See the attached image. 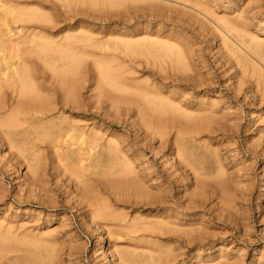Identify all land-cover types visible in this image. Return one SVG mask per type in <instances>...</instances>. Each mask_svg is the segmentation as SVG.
Returning <instances> with one entry per match:
<instances>
[{"label": "rangeland", "instance_id": "374dc122", "mask_svg": "<svg viewBox=\"0 0 264 264\" xmlns=\"http://www.w3.org/2000/svg\"><path fill=\"white\" fill-rule=\"evenodd\" d=\"M29 1H32V4H33L34 0H25V1L22 0V2H24V3H21V0H19L18 2H20V4L16 3V1H15V5L19 8L25 7L27 9L29 8V9H35V10L40 11L41 13H43V15L45 14L44 15L45 17H47L48 19H51V22H49V21L48 22H42L43 26L44 27H46V26L53 27L50 30L51 33L46 28L44 30V27L43 28L37 27L36 31H40V33H42V34L44 33L43 35L50 36V37L54 36V34H55L54 37L58 41H61V39L63 38L62 33L63 34L66 33V34H64L65 36L70 35V36L74 37L73 47L75 46L70 51H66V52L55 51L54 53H51V54L49 53L47 56L38 57V58L35 55L37 60H42V61H35V64L34 63L32 64V62H33L32 60H34V58H35L34 55L27 57L26 62L29 61V59H30L29 62H31V64L34 65L35 67H38L35 69L34 66H32L30 63L28 65H31V66H28L26 63L27 67L28 68L30 67L29 70H31V72L33 70L36 73L35 74L34 72H32V74H34V75H32L33 76L32 81L35 78H36V81H38L37 78H40V77L43 78V79H41V81L44 80V78L47 79L48 76L46 75L45 70H47V72L50 71L49 74H51L52 68H50V67L47 68L44 61L46 62V64L53 62L54 64L57 65V68L59 70L62 69L63 67L68 68L69 69V71H68L69 76L71 75L70 77H72L73 80H80L81 78H84L86 81L88 80L87 83L84 82L85 80H83V82L81 80L78 81V84H79V82H80V84H79V86L76 87V91H77L78 95H80L82 98H84L86 100L85 102H87V104L85 102L83 103L84 106L86 104L85 111L83 109L84 106L82 105L83 107L81 106L82 109L80 110L81 113H78V114L71 113L69 111H64L65 114L64 113L59 114L58 112L54 111L56 113L54 114V112H53V115L49 116L42 124H41V122L39 123V122L35 121L32 123H27V126H25V124H26L25 123L22 126L25 127L26 133L22 132L19 129L21 127H16L14 129V128L8 126L10 124L9 122H11L10 119H12V118H10V116H8L9 110L8 109H7L8 111L7 110L4 111V109L0 110V134L2 132L4 133L3 135L2 134L0 135V139H1V141H0V226H1L0 227V237L1 238L5 237L4 239H0V255H1L0 256V264H40V263L41 264H106V263L107 264H117V261L120 262L119 264H121V263H124L123 262V255H125V254H127L133 260V262H131L132 264H150V263L151 264H154V263L155 264H157V263L158 264H160V263L161 264H172V263L173 264H178V263L179 264H181V263L182 264H194L195 263L194 261H196L195 264H205V263L206 264H225V262H226V264H231V263L232 264L233 263L234 264H264V125H263L264 124V75H263V73H264V67H263L264 66V56H263L264 55V51H263L264 50V0H254V1H252V0H207V1L206 0H201V1L200 0H198V1L197 0L196 1H194V0H188V1H186V0H182V1L181 0H175V1L174 0H172V1L171 0L170 1L169 0H152L153 2L150 0H77V1L71 0L72 1L71 3H70V0H67V1H69V3H65V4H67L68 7H66V5H64V1L66 2V0H57V1L55 0L56 2L54 0H41V2H38V1L36 2V0H35L34 3L35 4L37 3L38 5L40 4L42 6V9L41 8L39 9L40 5L34 6V4H33V6H34L33 7L32 5H30L28 3ZM107 1H108V3H106ZM120 1H122V2H120ZM123 1H125V2H123ZM180 1H181V3H179ZM53 2H54V4H53ZM57 2L60 3V5ZM43 3L46 5H44ZM62 3H63V5H62ZM25 4H28L30 6L25 5ZM203 4H205V5H203ZM61 5H62V7L60 8ZM189 5H191V6H189ZM50 6L51 7L53 6L54 10ZM64 6L66 7V9H64L65 8ZM183 6H185V7H183ZM36 7H38V8H36ZM45 7H48L45 9L46 11L43 10V8H45ZM48 9L50 10L51 13L52 12L53 13L50 14ZM51 9L53 11H51ZM62 9H63V11H62ZM207 9H210V10H207ZM66 10H67V12H66ZM208 11H210V12L208 13ZM46 12H47V14H46ZM66 17H68V19H66ZM201 17H203V18H201ZM228 17H230V18H228ZM55 19H56V21H55ZM208 20H210V21H208ZM59 21L60 22L62 21V22L60 23ZM231 21L238 23L239 26L236 23L231 22ZM72 23H73V25H72ZM42 24H41V26H42ZM59 24L61 27L59 26ZM77 25H79V26H77ZM230 25H232V26L230 27ZM55 26L58 27L59 29H57ZM73 26H75L74 29L77 27V30L73 31L72 30ZM81 26L84 28V30L81 29L82 28ZM70 27H71V30H70ZM78 27H79V30H78ZM245 27H247V28H245ZM67 28H69V29H67ZM217 28L221 32L219 30H217ZM66 29H67V31H66ZM221 29H223V30H221ZM89 30H90V32H89ZM45 32H46V34H45ZM124 32L126 34H128L127 36H129V37H127ZM58 33H61V34H58ZM218 33H220V34H218ZM91 34H92V36H91ZM120 34H121V36H120ZM137 34L140 36H138ZM130 35H132L133 37ZM142 35H143V37H142ZM251 35L253 38H251ZM58 36L61 38H59ZM135 36H136V38H135ZM154 36H156V37H154ZM160 36H161V38H160ZM166 36H168V37H166ZM140 37H141V40H140ZM153 37L155 38V40ZM174 37H176L178 40ZM157 38H159V41H162V40H164V41L160 43ZM164 38H168L169 41H174V40L175 41L172 45V42H169L168 39H164ZM170 38H171V40H170ZM89 39H94L96 41H92V43H91V40H89ZM98 39H99V41H97ZM156 39H157V42H156ZM248 39H251V40H249L250 42L248 41ZM100 40H101V42H100ZM166 40H167V43L169 42L170 44L168 43L166 45L165 44ZM184 40H186V41H184ZM178 41L182 45L178 44ZM246 41H247V43H246ZM158 43H160V45ZM162 44H164L165 46ZM176 44L179 45V47L182 49V51L185 49V51H186L185 53L187 55L184 52L182 54V51L180 50V48L178 46H176ZM256 44L259 46H257ZM171 45H172V47H171ZM99 46H101V47H99ZM181 46L182 47L184 46V47L182 48ZM82 48H84V49H82ZM155 48L157 49V51ZM169 48H172V49H169ZM188 49H189V51H188ZM77 50H79L80 52ZM174 50H175V52L182 54L181 56L183 57V59L185 58L184 59L185 62L182 59L183 60L182 61L183 62V64H182L183 68L177 66V68H179V69H176L175 68L176 65L173 66L174 65L173 57L175 56ZM92 51L94 53H92ZM133 51L135 54L133 53ZM76 52H77V54H76ZM83 52L90 54V55H87ZM88 52H90V53H88ZM99 52L104 53V54H107V52H109L110 58L108 56H104V54L99 55ZM113 52H114V55H112V58H111V54H113ZM129 52H130V54H132V53L133 54L129 55ZM189 52H191L190 53L191 56H190ZM224 52H226V53H224ZM227 52H228V54H227ZM261 52H263V53H261ZM121 53H122V55H121ZM136 53L140 56H138ZM168 53H169V55H168ZM83 54L86 56H84ZM93 54H95V55L93 56ZM115 54H116V56H115ZM147 54H149V55H147ZM225 54H227V55L225 56ZM259 54H260V56H259ZM118 55L120 56V58H123V61L125 60L124 63H122L123 67L120 64V62H123V61L119 58ZM128 55L130 58L128 57ZM184 55H186V56H184ZM74 56H76V57L74 58ZM99 56L104 57V58L103 59L99 58ZM227 56L231 57L232 62L230 60V57H227ZM30 57H32L33 59ZM77 57H79V58H77ZM116 57H118L119 59ZM157 57H158V59H156ZM161 57L164 59H162ZM42 58L44 59V61ZM70 58H72V59H70ZM115 58H116L117 63H115L116 62L114 60ZM186 58H188V60L190 58V60H189L190 62H188V60ZM254 58H256L257 60ZM262 58H263V60H262ZM89 59H92V62ZM131 59H132V61H130ZM135 59L137 61L144 60V59L146 61L148 59L147 61H149V62L146 61L147 62L146 63V62L140 61L143 63L137 62L135 65V63H133V62H136ZM150 59H151V61H154L153 66L151 65L153 63H151ZM47 60H49V62ZM103 60H105L106 62ZM112 60H113V63H112ZM157 60L159 61V63L161 65L162 64H164V65L158 66ZM108 61H109V63H108ZM168 61L172 67V70L170 69L171 67H170ZM89 62L92 64H90ZM164 62H166V63H164ZM186 62L188 63V66L193 64L192 67L191 66H190L191 68L187 67V65L185 64ZM235 62L237 63V65L234 64ZM40 63H42V64H40ZM81 63L84 64L82 67H81V65H82ZM149 63H150V66L148 65ZM76 64H77V66H75ZM96 64H98L99 68L97 67ZM119 64H120V66H119ZM129 64L131 67L129 66ZM140 64H141V66L139 67ZM231 64H233V65H231ZM41 65L42 66L45 65L46 67L44 66V68H43ZM103 65L111 67L112 70L114 69L113 70L114 73H116L115 70H117L116 80H118V81L124 80L122 85H123V88L125 87L123 89V91L125 93L123 91H120V90H118L119 92L116 91L113 88V86L111 85V83L106 79V77H104V75L102 74V71H101ZM113 65L115 67H116V65H118V66L115 69V67ZM137 65H138V67H137ZM155 65L158 66V68L154 67ZM142 66H143V68H142ZM164 66H166L165 67L166 70L169 69V71L172 74L168 71H164ZM41 67H42V69H41ZM79 67L83 68V70H86L87 73H85L84 71L82 72L81 68L78 69ZM128 67H129V69H128ZM147 67H149V68H147ZM173 67L176 70H174ZM91 68L92 69L95 68L97 70L94 69L92 71ZM119 68H123V69H121L122 71L123 70L126 71V68H127V70H129L130 73H128V71H126V73H128V74H126L125 71H123L124 73H121L120 72L121 70H118ZM133 68L136 69L135 71H137L138 73L141 69L142 70L140 71L139 74L137 72L133 73L132 72ZM153 68H156L157 70L153 69ZM159 68L161 70H158ZM192 68H194V69H192ZM37 69H39V70H37ZM77 69H78V71H77ZM237 69H238V72H235ZM40 70H41V73H38V72H40ZM42 70H44V72ZM71 70H73V71H71ZM154 70H156L157 72L158 71H160V72L157 73ZM173 70H174V72H172ZM181 70H183V73ZM191 70H193V71H191ZM79 71L82 74L85 73L84 76L81 73H77ZM94 71L95 72L97 71L98 73L97 72L95 73ZM179 71H180V73H179ZM42 72L45 75H42ZM163 72L165 73L164 75H163ZM239 72H240V75H236V74H239ZM248 72H250V73H248ZM70 73H73V76ZM136 73L138 76L141 75V77L144 74V76L142 77L143 79L141 77H140V80L136 79L137 78L136 77L137 75L135 76ZM146 73L148 75L150 73V75L148 76L149 78H146L147 77ZM151 73H152V75H151ZM176 73H177L178 78L176 76ZM199 73H200V76L197 75ZM77 74H80L83 77H81L79 75H78L79 76L78 77V76H76ZM94 74L96 76H97V74H98V76L100 75L99 76L100 78L97 77L98 81L96 78L94 79V76H95ZM243 74H245V75L243 76ZM128 75L130 77H132V76L136 77L133 80L134 82L131 81L133 79V77L131 79L130 77H128ZM166 75L169 77L167 78ZM179 75L180 76L182 75V76L180 77ZM235 75L238 77H236ZM241 75L244 78L246 76V78L244 79ZM91 76L95 80V83H94V80L91 79ZM123 76H126V78H129V80ZM150 76H154V77L150 78ZM194 76L197 79L193 78V80H192L193 82H191L190 77L192 78ZM253 76L255 77L254 79H253ZM199 77H202V79ZM102 78H104V79H102ZM165 78H167V79H165ZM198 78H199V80H198ZM100 79H102L101 82H100ZM149 79H150V81H148ZM185 79H186V81H185ZM208 79L212 82H210ZM92 80H93V82H92ZM126 80L128 81L127 84L130 83V81H131V87L130 88H129L130 84L128 86L125 85ZM151 80H153V81H151ZM195 80H197L199 82H197V84H196ZM242 80H245V81L243 82ZM36 81H33V82L37 83ZM39 81H38V83H39ZM102 81H105V82H102ZM204 81H207V82H204ZM89 82H90V86H87V85H89ZM135 82L138 85L137 87H134L136 85ZM154 82H156V83H154ZM157 82H158V85H157ZM160 83H162V84H160ZM252 83H254V84H252ZM102 84H104V85H102ZM106 84H109V85H106ZM151 84H152V86H147V85H151ZM153 84H155L157 87ZM168 84H170V85H168ZM178 84H179V86H178ZM250 84H251V86H249ZM261 84H262L263 88H262ZM175 85L177 86V88ZM182 85H183V87H182ZM199 85H201V86H199ZM85 86H87L88 88H86ZM141 86H144V89H142L143 87L141 88ZM160 86H162V87H160ZM97 87L99 90L97 89ZM132 87H134V88H132ZM139 87H140V89H139ZM78 88H79V90H77ZM89 88H90V90H89ZM107 88H108V90H107ZM126 88H128V89H126ZM135 88H137L138 90H141V91H137ZM159 88L161 91L159 90ZM167 88H171V89L169 90ZM187 88H189L190 90ZM130 89H132V90L135 89L133 92L135 93V91H136L138 93V94L135 93L138 96V97L136 96L137 98L135 97V94L133 92H131L132 90L130 91ZM165 89H166V91H165ZM185 89H186V91H185ZM0 90H2V89H0ZM5 90H6V86H5V89L3 88V90H2L3 92L1 91L2 94L0 93V95H1L0 99L1 100L6 99V98H4V96L7 98L10 97V98H8L10 100L6 101L7 100L6 99L3 102L6 105H8L10 102L13 104L16 101L15 100L16 96L14 95L15 93L13 94V92L10 89H7L6 91L7 92L9 91V92L6 93V92H4ZM105 90H107V93L108 92L110 93L111 91H113L112 92L113 97L110 96L111 94L109 95V93H108V95H106ZM145 90H148V92L149 91L152 92L151 93L152 95L150 94V92H149V94H147L148 92ZM176 90H179V92L185 91L184 95H183V93L181 94ZM187 90H189V91H187ZM48 91H50V90H48ZM48 91H47V93H48ZM252 91H254L255 93H253ZM51 92H53V91L51 90ZM51 92H49L50 95L53 94ZM186 92L192 93V94H189V96H190L189 99L187 97L188 94H186ZM97 93H100L99 95H100V97H102V99L104 98L103 99L104 100V103H103L104 107H106V105H107L106 108H108V110H107L106 108L103 107V104H102V107L104 110V111L102 110L104 112L103 115H106V117L102 116L103 117L102 120H98V118L92 114L95 111V110H93L94 98H92V97L94 95L97 96L98 95ZM101 93L102 94L104 93L106 96L102 95ZM131 93H133V94H131ZM156 93H159V95H161V93H163L164 95L162 94V97H160ZM169 93L172 95V99L174 101L172 99H169V98H171V95H169ZM3 94H4V96H2ZM124 94L128 95V96L132 95L135 97V99H142L139 101L141 102V105H143V106L145 105V107H147V103L151 102V104L155 103V106H157L158 108H164V109L169 110L170 113H168V111H167V114L162 115V117H163L162 119L164 120L165 118L174 117L175 120H177L179 122L178 123V129L181 128L180 130L184 131V133L181 134V135H183V137H181V139L176 138L177 140L174 137H171L172 134H173L172 136L175 135L174 134L175 130L172 129L171 130L172 133H171V131H169L170 132L169 134L167 132V134H165L166 138H163L161 141L158 139L159 138L158 135L157 136L155 135V137L149 136V139H150V137L155 138V139L157 138L156 140L151 139L149 141L148 136L147 137L145 136L143 129L141 130V128H138V126L137 127H136V125L132 126V124L130 126V124H129L130 123L129 119H131V120L137 119L138 120L139 116L141 115V114L138 115L137 111L133 112L134 110H136V105H134V104L131 105L132 103L126 104L128 107H131V110H130L129 115H128L129 117L127 115L125 116V118H127V117L129 118V119L127 118L128 121L126 122V124H123V125L122 124H116L117 120H111L112 118L116 119V117L115 118L113 117L115 115H112L114 113V110H113L114 107H112L114 104L111 106V100H115V101L119 100V99L122 100V99H124V97H126ZM129 94H131V95H129ZM155 94L157 96H153ZM167 94H168V96H167ZM260 94L262 95V97H260L261 96ZM84 95H85V97H84ZM119 95L124 96V97H120ZM149 95H150V97H149ZM199 95L202 96V97L201 96L200 97L202 98L203 102L200 101L201 98L198 97ZM207 95H209V97ZM56 96H59V95H56ZM179 96H180V98H179ZM182 96L184 98H182ZM192 96H194V97H192ZM203 96H205V97H203ZM145 97H146V100H145ZM130 98H132V97H130ZM130 98L128 97V99H130ZM159 98H161L164 101H162ZM166 98H167V100H165ZM174 98L175 99L177 98L176 99L177 101H175ZM195 98H196V100H195ZM207 98H209V102H208ZM125 99L127 100V98H125ZM205 99L208 103L207 106H206L207 103L206 104L204 103V102H206ZM12 100H15V101L13 102ZM144 100L146 103L144 102ZM190 100L192 102H190ZM108 101H110V102L108 103ZM211 101H213V103ZM7 102H9V103H7ZM177 102L180 105H182V106L184 105V106L183 107L181 106L182 108L179 107L180 105H178ZM105 103H108L110 105L108 106V104H105ZM157 103L158 104L160 103L159 104L160 106ZM195 103L197 104V106ZM202 103H203V106L206 108V110H204L205 108L202 109V107H203V106H201ZM211 103H212V106H214V111H213V108L211 106ZM171 104H172V106H171ZM192 104H194L195 107ZM198 104H199V108H200L199 110H198ZM88 105H90L91 111H90ZM124 105L125 104L120 102L117 106L124 108ZM9 106H10V104H9ZM109 107H110V109H109ZM145 107H143L142 110L145 113H149L150 112L149 108H145ZM176 107H178V109H176ZM190 107H192V109L194 110V112H196V114H194V112L192 111V109H190ZM168 108H170L171 111ZM195 108L197 109V111ZM186 109H189L190 111H187ZM221 109H223V110H221ZM106 110L108 111V114H105V113H107ZM178 110L179 111L181 110L180 111L182 113L181 115H180V113L177 112ZM220 110L223 112H221ZM217 111L218 112L220 111L219 114ZM119 112L123 113V109L119 108ZM189 112H190V114H189ZM191 112L193 113V115H191L192 114ZM216 112H217V114H216ZM66 113L68 115H66ZM130 113H132V114L130 115ZM56 114H58V115L56 116ZM187 114H188V117L185 116ZM261 114H262V116H261ZM63 115L64 116L66 115L68 117L71 116L70 118H72V115H73V118L75 117L74 119H78V118H79L78 120L82 119L81 121H83L84 127H86L85 129H87V130H89V128L91 129V127L94 128L96 125L97 128H95V129L92 128L91 130L94 131V130L98 129L99 131H101L100 133H102V139H101L102 141H106L105 140L106 138H108L107 140H110V139L112 140V138H113L117 141V139H119L122 136H123L122 138L125 140L126 136L124 134L127 135L126 140L129 139V140H127L128 142L125 140L126 143L124 144L123 139L120 138L118 141L121 142L120 140H122V142L119 143L117 141V143L120 144L121 147H126V148H127V146L130 147L131 145L132 146L135 145V147L133 146L135 148L133 154L128 155L129 156L128 161L130 162V159L136 153L134 155L135 157L133 156L134 157L133 159L135 160V162L132 161L133 159H131V161H132L131 166L134 167L136 164V166L134 168L132 167V175L131 176H134V177L136 176L135 177L136 182L137 183L139 182V184L141 185V188L145 192H147V194L149 196V198H148V196H146L145 198H140V199L135 198V196H134L135 200H140V202L142 201L141 202L142 206L140 203H136L138 206L134 203L135 201H134L133 195L131 194L132 193L131 190L126 189L127 185H125L123 182H121V181L117 182L115 180L116 176L114 174H112V173L110 175L102 174V173H109L110 172V170H108V167L113 163L114 160L108 159V157H106L105 155H102L98 158L93 157V155H88L87 152L85 155V151H86L84 149L86 147V146H84L85 144L80 145L79 142L77 140H75L76 138H74V137L71 138L69 136H66V139H65L64 136H63L64 138L62 137V135L59 136L60 134H58V131L56 129V125L59 124L58 123L60 120L59 116H63ZM108 115H109V117L110 116L111 117L109 118ZM190 115H191V117H189ZM19 116L21 117L22 115H19ZM92 116L94 119L92 118ZM223 116H225L224 117L225 120L222 118ZM258 116H260V118ZM84 117H85V119H84ZM107 117H108V119H107ZM5 118H7V119H5ZM50 118L52 119V121H50V123H49L48 121ZM191 118H193V119H191ZM86 119L87 120L90 119V122H89V120L85 121ZM95 119H96V121H95ZM216 121L218 122L217 124L215 123ZM85 122H87V123H85ZM187 122L188 123L190 122V123L188 124ZM219 122H220V124H219ZM97 124H101L100 127H98L99 125H97ZM194 124L197 126L195 127ZM89 125H91V127ZM116 125H117V127H116ZM217 125H219V126H217ZM87 126H88V128H87ZM210 126L212 129L210 128ZM135 128H136V130H135ZM257 128L260 130L259 133H257V131H258ZM133 129L135 130V131H133L134 133L132 132ZM107 130H108V132H107ZM125 130L128 131V133L127 132L125 133L124 132ZM163 130H165V129L163 128ZM189 131H190V133H189ZM192 131H194V132H192ZM195 131H197V132L195 133ZM198 131H201V132H198ZM130 132H132V133H130ZM185 132H187V133H185ZM111 133H112V138H109V135ZM44 134L46 136H44ZM105 134H106V136L107 135L108 136L106 137ZM117 134L119 135L118 138H117V136H118ZM133 134H135V135L133 136ZM141 134H143V135L141 136ZM206 135L209 137H207ZM37 136L38 137L40 136L41 139H39V138L37 139ZM42 136H44L45 138H42ZM56 136H57V138H56ZM138 136H139V138H138ZM203 136H206L207 138L205 137V140H203L204 139ZM252 136H253V138H250ZM1 137H3V138H1ZM141 137L142 138L144 137L145 139L144 138L142 139ZM167 137H168V142L165 141V140H167ZM190 137H192L193 139H191ZM5 138L7 140H4ZM54 138H56V139H54ZM58 138H59V141H58ZM196 138H198V139H196ZM201 138H203V139L201 140ZM63 139L66 142H64ZM138 139H141V140H138ZM195 139L197 141H195ZM256 139H258L259 141ZM60 140L62 141V143L64 142L63 144L60 143L61 145L59 144V142H61ZM67 140H68V143H69V141L71 142L70 146L72 148H75V147L78 148L77 153L80 151L79 149L82 148L79 155L78 156L76 155L77 157L74 156L75 152H76L75 151L76 148L73 149V151H71L70 150L71 148L70 149L68 148L69 144H67ZM145 140L146 141L148 140V142H146ZM192 140H194V142ZM45 141H47L48 143L46 142V144H44ZM54 141H55V143H54ZM134 141L137 143H135ZM140 141L142 144L139 143ZM163 141H165V142H163ZM198 141H199V143H198ZM203 141L205 143H203ZM209 141L210 142L212 141L211 144ZM5 142L7 143L8 148L5 145ZM30 142H32V143H30ZM157 142H159L158 147L159 148L161 147L160 149L157 147ZM8 143H9V145H8ZM41 143L43 144V147H42ZM49 143H50L51 147L54 145L55 146L52 149H50L51 147L49 146ZM56 143L58 145H60L61 147L59 148V146ZM127 143H129L130 145ZM154 143L156 145H154ZM178 143L184 144L183 152L187 155V156L186 155L185 156L188 160H190V161L192 160L191 162L193 164V167L188 166L187 170L185 167H180V169H179V164L176 162L178 160V156H177V152H176V145ZM207 143H209V144H207ZM38 144H40V145H38ZM64 144L68 147H66ZM76 144L78 147L74 146ZM145 145H147L148 148L150 147L149 149H151V147H152V149H153V147H156V148H154L155 150L153 149V151L152 150L150 151L147 148V146H145ZM170 145H171V148H169ZM165 146H167L166 149H165ZM215 148H216V150H215ZM37 149H38V151H37ZM40 149H42V151ZM43 149H45V150H43ZM58 149L63 150L62 152L64 154L62 155V152ZM138 149H140V150H138ZM171 149H174V150H171ZM170 150H171V152L169 153ZM14 151H15V153H14ZM40 151H41V153L39 154ZM55 151L61 152L60 153L61 155L57 152L55 153ZM157 151L158 152L160 151V154L159 153L157 154ZM187 151H189V152L187 153ZM17 152H18V154L16 155ZM73 152H74V154H73ZM154 152H155V154H154ZM44 153H45V155H44ZM142 153H143V155H141ZM173 153H175V154H173ZM55 154H58L57 156L59 158L56 157ZM41 155L42 156L44 155L43 157H44L45 162H43V159L42 160L40 159ZM80 155L83 156V158ZM218 155H219V158H218ZM18 157H20L21 159ZM43 157H41V158H43ZM79 157L82 158L84 162L82 161V159L79 162L78 161ZM87 157L90 158V160L93 158L92 160L95 162V164H94V162H92V160L90 161L89 159H87ZM137 157L140 159H137ZM160 157H162V158H160ZM163 157H164V159L166 158L165 163H164ZM56 159H57V161H56ZM39 160H41L40 161V167L37 168V165L39 164ZM54 160L56 162H59L58 160H60L61 162H59V164H58ZM85 160L87 163L85 162ZM88 160H89V162H88ZM36 161H37L36 169H37V172L39 173L38 175H35V173H33V172H36V169L35 170L31 169L33 166V163H36ZM64 161H66V162H64ZM70 161L73 165L70 164V166H69V163H67V162H70ZM77 161L79 163L83 162V164L82 163H81V165L77 164L78 163ZM136 161H138V163H136ZM63 162L65 164L67 163V165H64ZM98 162H99V164H97ZM101 162H102V164H101ZM162 162H163V164H161ZM133 163H135V164H133ZM141 163H142V165H145L146 167L141 166ZM176 163H177V165H176ZM60 164H63V165H60ZM86 164H87V166L89 164L91 166L89 165V167H85ZM42 165L45 169L42 167ZM52 165L55 167L56 166L57 167L62 166L64 171L61 170L62 171L61 172L59 169H62V168L58 169V168L53 167ZM152 165L156 169L155 171L152 168L153 167ZM149 166H150V168H148ZM168 166H170V167H168ZM225 166L227 169L225 168ZM72 167L73 168L76 167V169L75 168L73 169ZM79 167H81V168H79ZM92 167H94L93 170H92ZM136 167H137V169H136ZM194 167H196V168H194ZM221 167H223V168H221ZM84 168H86V169L84 170ZM164 168L165 169L169 168V170L166 171ZM181 168H183V169H181ZM238 168H241V170ZM26 169H28V170L25 171ZM53 169H55V170H53ZM66 169H68V170H66ZM147 169H150V170H147ZM56 170L57 171L59 170L58 174L56 173L57 172ZM88 170L91 171L90 173H92V174H90V173L89 174L93 175V176H91V178L88 174ZM171 170H172V172H170ZM175 170H177V171H175ZM29 171H30V173H28ZM68 171H69V173H68ZM148 171L149 172L153 171L151 173H154V172L155 173L151 174V173H148ZM186 171L187 172L189 171V172L187 173ZM59 172H60V174H62V176H60ZM73 172L75 174H73ZM78 172H80V173H78ZM84 172L87 173V175ZM94 172L96 174H94ZM136 172H139V174H142V176H146V179L144 177L140 176L139 174H137ZM167 172H168V174L171 173V176L167 175ZM190 172H192V173H190ZM26 173H28V174H26ZM81 173H83V174H81ZM100 173H101V175H100ZM146 173H148L149 176ZM157 173H161L162 175L158 174L159 176L157 178ZM69 174H71V175H70V177L68 176L69 178H67V175H69ZM134 174H137V175H134ZM173 174L174 175L176 174L175 176L177 177V179H175V176ZM230 174L231 175L234 174V175H232V178H231ZM238 174L240 175V177ZM65 175H66V177H65ZM72 175H75L76 177L73 176L74 177L73 178ZM82 175H84V176H82ZM138 175L140 176V178ZM150 175H151V178L155 175L152 178L153 181H152V179L149 180ZM166 175H167V177H166ZM224 175H226V177ZM35 176L36 177L38 176L39 178L37 177L38 179H36ZM55 176H56V178H55ZM79 176H80V178H78ZM98 177L100 180L98 179ZM101 177H102V179H103V177H106V179L107 180L109 179V180L108 181H106V179L102 180ZM107 177H109V178H107ZM114 177H115V179H112ZM182 177L184 179L183 182L181 181ZM28 178L30 180H28ZM66 178L68 179L67 181H66ZM81 178H84V179L82 180ZM87 178H89L91 180H89ZM142 178H144L145 181L141 180ZM156 178L158 179L157 180L158 183L156 182ZM64 179H65V181H64ZM73 179H75V181H73ZM92 179H95L96 181L94 180V182H93ZM214 179H215V181H214ZM239 179H241V180H239ZM69 180L73 184L70 183ZM80 180L84 182L85 186L88 185V187L86 186V188L88 189V191L91 189L90 190L91 192L84 190L86 188H84V186H83L84 184L81 182H80L81 183V185H80V183H79ZM84 180L86 182H88V180H89V184H86ZM165 180L168 181V184L164 183ZM211 180H213V181H211ZM217 180H219V181H217ZM221 180H223V182ZM224 180L225 181L228 180V181L224 182ZM233 180H236V181H233ZM38 181H40V182H38ZM91 181L93 182L94 186H92L93 184L91 183ZM141 181H144L145 183L141 182ZM201 181H202V183H201ZM237 181H238V183H240L239 185L237 184ZM67 182H69V183H67ZM95 182H97V183H95ZM146 182L150 183V185L147 184ZM177 182L180 185L179 184L177 185ZM187 182L189 183L190 187L192 185V188H190L188 186ZM53 183H55L57 185H55ZM60 183H62V184L59 185ZM111 183H113V184H111ZM159 183H160V185L162 184L161 186L159 185L160 187H162L163 185H166V187L170 186V187H168V189H171L170 190L171 192L169 190H167V188L165 189V190H167V192L163 189H158V188H156L157 190H155V192H154L153 188L155 186L153 187V185L158 186ZM198 183L202 184V185H199ZM39 184H40V187H41V184H43L42 186L44 187L45 190H42L43 187L38 188ZM210 184H211V186H209ZM196 185H198V186H196ZM30 186L33 188H31ZM49 186L52 189H50V188L48 189ZM77 186L79 189L82 187L84 189L82 188L81 190H78ZM115 186H116V188H115ZM145 186L147 187V189L150 188L151 190L150 189L147 190ZM177 186L179 187V189ZM187 186H188V188H187ZM227 186H228V188H227ZM29 187H30V190H32L31 192L29 190ZM35 187H36V190H35ZM89 187H91V188H89ZM94 187H96L94 189L95 191L93 190ZM164 187L165 186H163L162 188H164ZM183 187L186 190L182 189ZM193 187H195L194 190H193ZM234 187H236V188H234ZM237 187L239 189H237ZM225 188H227V189L224 191ZM245 188L247 190H245ZM46 189L48 190V192ZM181 189H182V191H187V192L190 191V192H188V196L185 195L187 192H182ZM233 189H235L234 190L236 192L235 194L233 193L234 192ZM82 190H84V191H82ZM92 190L94 192H92ZM96 190H98L99 193H95V192H97ZM158 190H160V191L162 190V191L160 192ZM227 190L229 192H227ZM242 190H243L245 195L242 194L243 193V192H241ZM76 191L77 192L79 191V192L77 193ZM125 191H127V192H125ZM156 191H158L157 192L158 195L156 194ZM163 191H165V193ZM168 191H169V193H168ZM207 191H208V193H207ZM209 191L212 195L215 194V197H217V198L214 199V196H212L213 198L210 196L211 197V199H210V197L208 196V195H211L209 193ZM82 192H85V193H82ZM128 192H130L129 193V195L131 194L130 196H128ZM202 192L205 194H203ZM219 192L221 193L222 197L219 196L220 195ZM238 192H240L241 195ZM86 193H87V195H86ZM111 193H112V196H111ZM150 193L151 194L155 193V194L151 195ZM166 193H167V197L165 195ZM170 193H172V194H170ZM181 193H182V195H181ZM192 193H194V194L196 193L195 196L196 195L198 196L200 193L202 195H201V197H195ZM35 194L36 195L38 194L37 195L38 197ZM49 194L51 195L52 198H50ZM66 194H68V195H66ZM70 194H71V196H70ZM124 194H126L127 197H125V196L123 197ZM149 194L152 196L153 199L155 197L159 196V198H158L159 200L157 198H155L156 202L153 199L152 200L154 201V203L152 201L147 202V200H149L151 198ZM161 194L162 195L164 194L165 197L161 196ZM169 194L172 195L175 199L172 196L169 197ZM191 194L194 196V199H192L193 197ZM216 194L217 195L219 194L218 195L219 197ZM115 195L116 196L119 195L118 196L119 199ZM179 195H180V197H179ZM190 195L192 198L190 197ZM204 195H207V196H204ZM230 195H232V198ZM67 196H70L69 197L70 199ZM75 196H76L77 200L75 199ZM93 196L95 197V199L97 198L99 200L96 201L95 199H93L94 198ZM176 197H178L180 199H177ZM182 197H186L188 199L190 198L191 200L189 199V201H188V199L186 200V198H182ZM203 197L209 198L210 200L205 199ZM233 197H235V198H233ZM81 198H84V201H83V199L81 201H83L85 203V205L83 203L82 204L77 203V202H80ZM115 198H116V200H118L117 202H116ZM146 198H148V199L146 200ZM167 198H169V200L172 199V201L174 200L173 201L174 205L172 204V201H169ZM197 198L198 199L200 198V201ZM218 198L224 199V200L226 199L225 201H228V200L229 201L231 200V201L230 202L228 201V203H227L223 200L220 201V199H218ZM41 199H44V201L46 199V201H50V202H46V201L44 202ZM52 199L55 200V203H54V200L52 201ZM88 199H90V202H86ZM91 199H93L92 203H91ZM123 199H126V200L123 201ZM160 199H161V201H160ZM131 200H132V202H131ZM167 200H168V204L165 203V201H167ZM175 200L178 201L177 203H179V202L180 203L177 205ZM195 200H196V202H194ZM218 200L221 203V206H219V207H218L219 202L217 203ZM232 200L233 201L235 200L237 202V203L235 202L237 205ZM121 201L123 202V204L121 203ZM143 201L144 202L146 201L147 205H145L146 203H143ZM97 202H99V207H98ZM189 202H190V204H189ZM94 203H96V204H94ZM220 203H219V205H220ZM162 204H163V207L160 206ZM164 204H166V205H164ZM233 204L235 207L233 206ZM176 205L178 206L177 209L175 208V207H177ZM199 205L203 209H200ZM92 206H94V208ZM134 206H135V208H134ZM180 206H184V207H188V208H183ZM194 206H196V208H193ZM222 206H225V210L223 209L224 207L221 208ZM87 207H88V209H87ZM208 207H209V209H208ZM95 208H97V209L99 208V209L97 210ZM219 208L221 210H219ZM108 209H110V210H108ZM164 209H167V210H164ZM169 209L171 212L168 211ZM228 209H229V211H228ZM111 211H113V212H111ZM133 211H134V213H133ZM158 211H159V213H157ZM178 211H179V214L177 213ZM232 211H234V212L232 213ZM89 212H92V213H89ZM102 212H105V213L103 214ZM125 212H126V214H125ZM127 212H128V214H127ZM168 212H170L171 215ZM100 213H101V215H100ZM123 213H124V215H122ZM150 213H151V215L152 214L153 215L150 216ZM98 214H99V217H97ZM111 214L113 216H111ZM131 214L133 216H131ZM162 214H163V216H162ZM172 214L173 215L175 214L177 216H173ZM225 214H228V216L226 215L227 217H225ZM109 215L111 217H109ZM121 215L123 217H125V216L126 217L123 218ZM167 215H169L170 218ZM220 215H221V217H220ZM91 216H92V218H90ZM143 216H145V218ZM158 216L162 217V219H164L165 217H167V218L164 219V221H162L160 223L161 219L159 218L157 220V218H155ZM95 217H97V218H95ZM129 217H130V219H129ZM140 217H141V219H140ZM173 217H177V218H175V220H174ZM151 219H153L154 221ZM172 219H173V221H172ZM141 220H143L144 222ZM155 220H157V221H155ZM166 220L169 224L166 223ZM169 220H171V222H173V223H170ZM176 220L177 221L179 220V222H177ZM225 220H227L228 222ZM123 221L125 222L126 225L124 224ZM129 221H130V223H129ZM148 221H150V222H148ZM188 221H189V225L187 223ZM109 222L113 223V224L116 223V225H113V224L109 225ZM120 222H122L126 226L125 229H121V228H124V226ZM135 222L136 223L138 222V223L136 224ZM146 222L148 223L149 226L146 224ZM190 222L191 223L196 222V223L194 225V224H190ZM104 223L108 225V229L110 231L107 230V226ZM117 223H119V225L122 224V227L120 226L118 228ZM133 223H134V228L136 229V231H135V229L132 231V229L130 228L131 225H133ZM174 223H176V225H177V223H180V224L186 223V224L183 226L182 225L180 226V224H178L176 226V225H173ZM143 224H146V225H143ZM158 224H161L164 227V229H163L164 231L162 233H161V231H157L154 229L152 230V228H151V226L158 225ZM203 225H205V226H203ZM128 226H130V227H128ZM113 227H115V228H113ZM116 227H117V229H116ZM198 227H200V228H198ZM201 227H203V228L201 229ZM145 228H146V230H145ZM165 228H169V229L175 228L174 230H176V232L171 231L172 233L167 232V234H165ZM195 228H196V230H195ZM206 228H208L209 230ZM180 229H183L185 231H193L194 234L203 233L202 235L204 236L205 240L202 239V242L199 243V245L195 244V247L198 249H195L194 244H190L189 246H186L182 242L178 243L179 240L177 239L176 236H177V234H179L178 230H180ZM204 229H206V230H204ZM113 230H115V231H113ZM122 230H125L124 231L125 233L122 232ZM141 230H143V232ZM139 231H140V233H139ZM150 231H152V232H150ZM115 232H117V233L115 234ZM120 232H121V234H120ZM126 232H128V233H126ZM141 232H142V234H141ZM148 232H149V234H148ZM151 233H153L154 235H151ZM137 234L138 235L140 234L141 236L140 235L138 236ZM213 234H214V236H217V237H214ZM126 235H129V237L127 238ZM135 235H136V237L134 238ZM142 235L146 236V237H143ZM147 236H148V238H147ZM205 236H206V238H205ZM219 236H220V238H219ZM167 237H169V238H167ZM209 237H211V238H209ZM212 237H213V239H212ZM123 238H125V239H123ZM145 238L148 240H146ZM166 240H167V242H166ZM169 240H170V243L168 242ZM111 241L115 242L114 248L112 246L113 243ZM126 241H128V242H126ZM129 241L131 243H129ZM147 241L149 242V244ZM150 241L152 242V244L150 243ZM158 241L161 244H159ZM171 241H172V243H171ZM145 242H147V243H145ZM162 242H163V244H162ZM176 242L178 243V245ZM118 243H122L121 245H123V246H121ZM140 243H142V245H140L139 248H137ZM155 243H158V244H155ZM117 244H118V246H117ZM126 244H127V247L124 246ZM147 244L149 246H146ZM168 244H170L171 246ZM132 245L134 246V248ZM144 245H145V248H144ZM160 245H163V246L165 245L164 247H166V246H169V247L164 248L163 246L160 247ZM179 245L182 249L179 248ZM197 245H198V247H197ZM109 246H110V248H109ZM142 246H143V248H141ZM210 246H211V248H210ZM150 247L152 249L148 250V248H150ZM172 247H174L173 249H176V252H174L175 250L173 251V249L169 252V250ZM183 247H184V249H183ZM111 248H112V250L110 252ZM146 248H147V250H146ZM153 248H155V251ZM164 249H166V250H164ZM106 250H108V252L111 255ZM197 250H199V251H197ZM160 251H161V253L162 252L163 253L161 254ZM185 251H187V252H185ZM188 252H190V253H188ZM193 252H198L197 254L194 253V255H197V256L192 255ZM166 253H167V255H166ZM181 253L183 256L181 255ZM169 254L171 255V257L173 255L174 256L177 255L178 256L176 258L177 260L176 259L173 260L171 257H170L171 258L170 259ZM189 255H190V257H189ZM110 256H111V258H110ZM181 256H182V260H184V261L180 260ZM147 257H149L150 259ZM196 257H197V259L198 258L199 259L198 260L195 259ZM211 257H212V259H210ZM193 259H195V260H193ZM203 259H204V261H203ZM236 259H239V260H236ZM115 260H116V262H115ZM208 260H210V261H208ZM188 261H189V263H188ZM198 261H202V263L201 262L198 263ZM205 261H208V262H205ZM237 262H239V263H237Z\"/></svg>", "mask_w": 264, "mask_h": 264}, {"label": "bare ground", "instance_id": "6f19581e", "mask_svg": "<svg viewBox=\"0 0 264 264\" xmlns=\"http://www.w3.org/2000/svg\"><path fill=\"white\" fill-rule=\"evenodd\" d=\"M15 1H16V3H19L20 4V2H18L19 0H0V89H2L3 90V88L5 89V86H6V90L7 89H10L12 92H13V94L16 96V101L15 100H12L14 103L12 104L11 102L9 103V102H7V103H9L10 104V106H9V104L8 105H6L3 101L4 100H6V101H8V100H10V99H8V98H10V97H5L4 96V94L2 95V96H4V98H6V99H4V100H1L0 99V110H2V109H4V111L5 110H7L8 111V113H9V115L8 116H10V118H12V119H10L11 120V122H9L10 124L8 125V126H10V127H12V128H16V127H21V128H19L22 132H24V133H26L25 132V127H23L22 125L23 124H25V126H27V123H32V122H35V121H37V122H41V124L49 117V116H51V115H53V112L54 111H56V112H58L59 114H62V113H64L65 114V112L64 111H69V112H71V113H76V114H78V113H81V106L83 105V103L86 101L84 98H82L80 95H78V93H77V91H76V87L77 86H79V84H80V82H79V84H78V81H82L83 82V80H85L84 78H81L80 80H73L72 79V77H70L69 76V69L68 68H62V69H58L57 68V65L56 64H54L53 62L52 63H47L46 64V62L44 61V59H43V61H44V63H45V65L47 66V68L48 67H50V68H52L51 69V74H49V72H47V70H45L46 72V75L48 76V78L47 79H45L44 78V80H42L41 81V79H43V78H37L38 79V81H39V83H38V81H36V78L33 80V81H36L37 83H35V82H33L32 81V79H33V76L32 75H34V74H32V72H34L33 70H32V72H31V70H29L30 69V67L28 68L27 67V65L30 63L31 64V62H29L30 61V59H29V61H27L26 62V60H27V57H29V56H31V55H34V60H32L33 62H32V64L34 63L35 64V61H42V60H37V58L38 57H43V56H47L49 53L51 54V53H54L55 51H58V52H60V51H63V52H66V51H70L72 48H74L73 47V41H74V37L73 36H70V35H64V34H66V33H62V35H63V38L61 39V41H58L57 39H55V32L53 33L54 34V36H46V35H43L42 33H40V31H36V29H37V27L39 28V27H41V28H43L44 26H43V24H42V22H51V19H48L47 17H45L44 15H43V13H41L40 11H38V10H35V9H27V8H19V7H17L16 5H15ZM25 1V0H24ZM35 1V0H34ZM34 1H33V4H34V6H39L37 3L35 4L34 3ZM41 2V0H36V2ZM55 1V0H54ZM57 1V0H56ZM55 1V2H56ZM77 1V0H76ZM75 1V2H76ZM150 1H152V0H150ZM170 1V0H169ZM172 1V0H171ZM175 1V0H174ZM182 1V0H181ZM181 1L179 2V3H181ZM186 1H188V0H186ZM194 1H196V0H194ZM198 1V0H197ZM201 1V0H200ZM207 1V0H206ZM252 1H254V0H252ZM31 2V3H30ZM52 2V1H51ZM72 1L70 0V3H71ZM113 2V1H112ZM120 2H122V1H120ZM123 2H125V1H123ZM153 2V1H152ZM185 2V1H184ZM21 3H24V2H22V0H21ZM30 5H32L33 6V4H32V1H29L28 2ZM58 3V2H57ZM65 3H69V1H67L66 0V2L64 1V5H66V7H68L67 6V4H65ZM106 3H108V1L106 2ZM111 3V2H110ZM132 3V2H131ZM187 3V2H186ZM44 4V3H43ZM53 4H54V2H53ZM59 5H60V3H58ZM93 4V3H92ZM95 4V3H94ZM115 4V3H114ZM122 4V3H121ZM127 4V3H126ZM25 5H28V4H25ZM30 5H28V6H30ZM44 5H46V4H44ZM62 5H63V3H62ZM62 5L60 6V8L62 7ZM150 5V4H149ZM159 5V4H158ZM167 5V4H166ZM203 5H205V4H203ZM207 5V4H206ZM33 6V7H34ZM55 6V5H54ZM111 6V5H110ZM124 6V5H123ZM152 6V5H151ZM150 6V7H151ZM189 6H191V5H189ZM196 6V5H195ZM51 7V6H50ZM65 7V6H64ZM66 7L64 8V9H66ZM158 7V6H157ZM160 7V6H159ZM183 7H185V6H183ZM36 8H38V7H36ZM42 9V6L40 5V7H39V9ZM46 8H48V7H45V8H43V10L44 11H46L45 9ZM52 9H53V6L51 7ZM161 8V7H160ZM206 8V7H205ZM50 9V8H49ZM48 9V10H49ZM51 9V11H53ZM69 9V8H68ZM181 9V8H180ZM179 9V10H180ZM189 9V8H188ZM61 10V9H60ZM207 10H210V9H207ZM62 11H63V9H62ZM61 11V12H62ZM204 11V10H203ZM59 12V11H58ZM66 12H67V10H66ZM184 12V11H183ZM182 12V13H183ZM210 11H208V13H209ZM49 13L50 14H52L51 12H50V10H49ZM214 13V12H213ZM241 13V12H240ZM46 14H47V12H46ZM55 14V13H54ZM187 14V13H186ZM65 15V14H64ZM223 15V14H222ZM242 15V14H241ZM52 16V15H51ZM67 16V15H66ZM69 16V15H68ZM206 16V15H205ZM53 17V16H52ZM55 17V16H54ZM61 17V16H60ZM190 17V16H189ZM217 17V16H216ZM56 18V17H55ZM71 18V17H70ZM191 18V17H190ZM201 18H203V17H201ZM228 18H230V17H228ZM65 19V18H64ZM66 19H68V17H66ZM65 19V20H66ZM218 19V18H217ZM233 19V18H232ZM55 21H56V19H55ZM208 21H210V20H208ZM239 21V20H238ZM60 22V21H59ZM62 22V21H61ZM60 22V23H61ZM72 22V21H71ZM213 22V21H212ZM231 22H234V21H231ZM42 24V26H41V24ZM78 23V22H77ZM203 23V22H202ZM234 23H236V22H234ZM50 24V23H49ZM82 24V23H81ZM237 25H238V23H236ZM242 24V23H241ZM240 24V25H241ZM72 25H73V23H72ZM58 26V25H57ZM59 26H60V24H59ZM77 26H79V25H77ZM232 25H230V27H231ZM239 26V25H238ZM56 27V26H55ZM54 27V28H55ZM61 27V26H60ZM74 27L75 26H73V31L74 30H77V27L74 29ZM82 27V26H81ZM85 27V26H84ZM214 27V26H213ZM219 27V26H218ZM242 27V26H241ZM45 28L47 29V30H51V28H53V27H49V26H46V27H44V30H45ZM57 29H59L58 27H56ZM233 28V27H232ZM239 28V27H238ZM245 28H247V27H245ZM67 29H69V28H67ZM67 29H66V31H67ZM81 29H83L84 30V28L82 27ZM89 29V28H88ZM39 30V29H38ZM70 30H71V27H70ZM69 30V31H70ZM78 30H79V27H78ZM87 30V29H86ZM85 30V31H86ZM91 30V29H90ZM90 30H89V32H90ZM217 30H219L218 28H217ZM221 30H223V29H221ZM248 30V29H247ZM42 31V30H41ZM48 31V32H49ZM59 31V30H58ZM130 31V30H129ZM220 31V30H219ZM234 31V30H233ZM236 31V30H235ZM238 31V30H237ZM44 32V31H43ZM60 32V31H59ZM120 32V31H119ZM127 32V31H126ZM221 32V31H220ZM241 32V31H240ZM50 33H51V31H50ZM61 33H58V34H61ZM76 33V32H75ZM78 33V32H77ZM125 33V32H124ZM128 33V32H127ZM131 33V32H130ZM129 33V34H130ZM237 33V32H236ZM45 34H46V32H45ZM48 34V33H47ZM57 34V33H56ZM89 34V33H88ZM96 34V33H95ZM109 34V33H108ZM122 34V33H121ZM121 34H120V36H121ZM126 34V33H125ZM157 34V33H156ZM218 34H220V33H218ZM228 34V33H227ZM52 35V34H51ZM86 35V34H85ZM107 35V34H106ZM111 35V34H110ZM118 35V34H117ZM123 35V34H122ZM128 34H126V36H127ZM138 35V34H137ZM136 35V36H137ZM231 35V34H230ZM243 35V34H242ZM91 36H92V34H91ZM119 36V35H118ZM124 36V35H123ZM125 36V37H126ZM130 36H132V35H130ZM136 36H135V38H136ZM138 36H140V35H138ZM137 36V37H138ZM147 36V35H146ZM151 36V35H150ZM159 36V35H158ZM174 36V35H173ZM224 36V35H223ZM241 36V35H240ZM59 37V36H58ZM107 37V36H106ZM127 37H129V36H127ZM133 37V36H132ZM131 37V38H132ZM142 37H143V35H142ZM154 37H156V36H154ZM153 37V38H154ZM165 37V36H164ZM166 37H168V36H166ZM179 37V36H178ZM225 37V36H224ZM59 38H61V37H59ZM58 38V39H59ZM105 38V37H104ZM108 38V37H107ZM149 38V37H148ZM160 38H161V36H160ZM174 38H176V37H174ZM173 38V39H174ZM182 38V37H181ZM221 38V37H220ZM219 38V39H220ZM251 38H253L252 37V35H251ZM95 39V38H94ZM94 39H89V40H91V43H92V41H96V40H94ZM147 39V38H146ZM150 39V38H149ZM152 39V38H151ZM158 39V41H159V38H157ZM157 39H156V42H157ZM163 39V38H162ZM164 39H168V38H164ZM177 39V38H176ZM226 39V38H225ZM224 39V40H225ZM258 39V38H257ZM140 40H141V37H140ZM148 40V39H147ZM154 40H155V38H154ZM161 40V39H160ZM170 40H171V38H170ZM178 40V39H177ZM249 40H251V39H248V41ZM259 40V39H258ZM257 40V41H258ZM263 40V39H262ZM97 41H99V39L97 40ZM123 41V40H122ZM136 41V40H135ZM138 41V40H137ZM149 41V40H148ZM164 40H162V41H159L160 43L161 42H163ZM168 41H169V39H168ZM175 41V40H174ZM174 41H169V42H172V45H173V43H174ZM184 41H186V40H184ZM221 41V40H220ZM219 41V42H220ZM229 41V40H228ZM100 42H101V40H100ZM144 42V41H143ZM166 42V43H165ZM164 43L167 45L168 43H167V40L165 41ZM250 42V41H249ZM94 43V42H93ZM125 43V42H124ZM153 43V42H152ZM160 43H158L159 45H160ZM246 43H247V41H246ZM118 44V43H117ZM122 44V43H121ZM147 44V43H146ZM151 44V43H150ZM170 44V43H169ZM178 44H180L179 43V41H178ZM178 44H176V46H178L179 47V45ZM220 44V43H219ZM82 45V44H81ZM129 45V44H128ZM138 45V44H137ZM162 45H164V44H162ZM172 45H171V47H172ZM180 45H182V44H180ZM185 45V44H184ZM190 45V44H189ZM257 45V44H256ZM79 46V45H78ZM97 46V45H96ZM134 46V45H133ZM165 46V45H164ZM222 46V45H221ZM257 46H259V45H257ZM88 47V46H87ZM99 47H101V46H99ZM130 47V46H129ZM139 47V46H138ZM161 47V46H160ZM167 47V46H166ZM177 47V48H178ZM182 47V46H181ZM184 47V46H183ZM182 47V48H183ZM186 47V46H185ZM255 47V46H254ZM81 48V47H80ZM79 48V49H80ZM124 48V47H123ZM174 48V47H173ZM180 48V47H179ZM257 48V47H256ZM82 49H84V48H82ZM87 49V48H86ZM93 49V48H92ZM146 49V48H145ZM156 49V48H155ZM169 49H172V48H169ZM124 50V49H123ZM135 50V49H134ZM180 50L182 51V49L180 48ZM77 51H79V50H77ZM95 51V50H94ZM132 51V50H131ZM156 51H157V49H156ZM165 51V50H164ZM188 51H189V49H188ZM187 51V52H188ZM226 51V50H225ZM264 51V50H263ZM80 52V51H79ZM98 52V51H97ZM101 52V51H100ZM99 52V55L100 54H104V53H100ZM117 52V51H116ZM121 52V51H120ZM119 52V53H120ZM127 52V51H126ZM170 52V51H169ZM183 52L185 53L186 51H185V49L182 51V54H183ZM193 52V51H192ZM83 53H85V52H83ZM88 53H90V52H88ZM92 53H94L93 51H92ZM133 53H134V51H133ZM132 53V54H133ZM158 53V52H157ZM174 53H175V56L173 57V63H174V65L173 66H175L176 65V69H179V68H177V66H179V67H181V68H183V60L185 59H183V57L181 56L182 54H179L178 52H175V50H174ZM181 53V52H180ZM191 52H189V54H190ZM224 53H226V52H224ZM223 53V54H224ZM236 53V52H235ZM245 53V52H244ZM248 53V52H247ZM261 53H263V52H261ZM76 54H77V52H76ZM85 54H87V53H85ZM96 54V53H95ZM95 54H93V56L95 55ZM98 54V53H97ZM108 54V55H107ZM107 54H104V56H108L109 58H110V54H109V52H107ZM126 54V53H125ZM124 54V55H125ZM132 54H130V52H129V55H132ZM135 54V53H134ZM137 54V53H136ZM141 54V53H140ZM186 54V53H185ZM227 54H228V52H227ZM227 54H225V56L227 55ZM37 56V58H36V56ZM74 55V54H73ZM80 55V54H79ZM84 55V54H83ZM87 55H90V54H87ZM112 55H114V52H113V54H111V58H112ZM120 55V54H119ZM118 55V56H119ZM121 55H122V53H121ZM120 55V56H121ZM123 55V56H124ZM129 55H128V57H129ZM138 55V54H137ZM147 55H149V54H147ZM165 55V54H164ZM168 55H169V53H168ZM187 55V54H186ZM186 55H184V56H186ZM53 56V55H52ZM65 56V55H64ZM72 56V55H71ZM84 56H86V55H84ZM115 56H116V54H115ZM120 56H119V58H120ZM127 56V55H126ZM138 56H140V55H138ZM189 56V55H188ZM187 56V57H188ZM190 56H191V54H190ZM189 56V57H190ZM259 56H260V54H259ZM264 56V55H263ZM32 57H30V58H32ZM76 56H74V58H75ZM90 57V56H89ZM107 57V58H108ZM114 57V56H113ZM125 57V56H124ZM137 57V56H136ZM227 57H230V56H227ZM32 58V59H33ZM77 58H79V57H77ZM99 58H104V57H100L99 56ZM106 58V57H105ZM116 58H118V57H116ZM116 58L114 59L115 61H116ZM118 58V59H119ZM130 58V57H129ZM134 58V57H133ZM142 58V57H141ZM144 58V57H143ZM150 58V57H149ZM162 58V57H161ZM234 58V57H233ZM236 58V57H235ZM70 59H72V58H70ZM84 59V58H83ZM122 61H123V58H120ZM138 59V58H137ZM152 59V58H151ZM151 59H150V61H151ZM156 59H158V57L156 58ZM162 59H164V58H162ZM168 59V58H167ZM183 59V60H182ZM187 60H188V58H186ZM253 59V58H252ZM254 59H256V58H254ZM78 60V59H77ZM80 60V59H79ZM89 60H91V62H92V59H89ZM129 60V59H128ZM136 60V59H135ZM148 60V59H147ZM146 60V61H147ZM189 60H190V58H189ZM188 60V62H190ZM230 60H231V62H232V59H231V57H230ZM257 60V59H256ZM262 60H263V58H262ZM48 62H49V60H47ZM103 61H105V60H103ZM110 61V60H109ZM109 61H108V63H109ZM120 61V60H119ZM125 61V60H124ZM124 61L123 62H120V64H121V66H122V63H124ZM127 61V60H126ZM130 61H132V59L130 60ZM140 61H143V62H146L145 61V59L144 60H140ZM140 61H137L136 60V62H133V63H135V65H136V63L137 62H140ZM161 61V60H160ZM164 61V60H163ZM238 61V60H237ZM106 62V61H105ZM143 62H140V63H143ZM147 62H149V61H147ZM146 62V63H147ZM154 61H151V63H153ZM157 62H158V66H162V65H164V64H160L159 63V61L157 60ZM184 62H185V60H184ZM230 62V63H231ZM234 62V61H233ZM26 63H27V65H26ZM43 63V64H44ZM74 63V62H73ZM76 63V62H75ZM79 63V62H78ZM77 63V64H78ZM87 63V62H86ZM90 63V62H89ZM94 63V62H93ZM99 63V62H98ZM112 63H113V60H112ZM115 63H117V61L115 62ZM126 63V62H125ZM163 63V62H162ZM164 63H166V62H164ZM168 63H169V61H168ZM194 63V62H193ZM239 63V62H238ZM31 64V65H32ZM38 64V63H37ZM40 64H42V63H40ZM39 64V65H40ZM77 64L75 65V66H77ZM82 64V63H81ZM90 64H92V63H90ZM107 64V63H106ZM120 64H119V66H120ZM139 64V63H138ZM186 65H187V67H192V65L193 64H191V65H189L188 66V63L186 62L185 63ZM190 64V63H189ZM234 64H236L237 65V63L235 62ZM255 64V63H254ZM31 65H28V66H31ZM44 65V66H45ZM84 64H82L81 65V67L83 66ZM94 65V64H93ZM97 65V67H98V64H96ZM95 65V66H96ZM108 65V64H107ZM124 65V64H123ZM133 65V64H132ZM143 65V64H142ZM149 66H150V63L148 64ZM152 66L154 65V63L153 64H151ZM157 65V64H156ZM154 66V67H156V68H158V66ZM169 65H170V63H169ZM195 65V64H194ZM231 65H233V64H231ZM249 65V64H248ZM32 66H34V65H32ZM42 66V65H41ZM44 66H42L43 68H44ZM45 66V67H46ZM79 66V65H78ZM111 66V65H110ZM114 66V65H113ZM117 66L118 65H116V67H115V69L117 68ZM127 66V65H126ZM129 66H130V64H129ZM141 66V64L139 65V67ZM167 66V65H166ZM166 66H164V71H168V72H170L169 71V69L168 70H166ZM262 66V65H261ZM42 67H41V69H42ZM71 67V66H70ZM81 67H79L78 69H80ZM89 67V66H88ZM113 67V68H114ZM123 67V66H122ZM125 67V66H124ZM131 67V66H130ZM135 67V66H134ZM137 67H138V65H137ZM170 67H171V65H170ZM190 67V68H191ZM196 67V66H195ZM264 67V66H263ZM34 68L36 69V68H38V67H35L34 66ZM40 68V67H39ZM99 68V67H98ZM142 68H143V66H142ZM147 68H149V67H147ZM156 68H153V69H156ZM169 68V67H168ZM174 68V67H173ZM174 68V70H176ZM230 68V67H229ZM247 68V67H246ZM76 69V68H75ZM78 69H77V71H78ZM92 69V68H91ZM95 69V68H94ZM94 69H92V71L94 70ZM101 69V68H100ZM121 69H123V68H119L118 70H121ZM128 69H129V67H128ZM140 69V68H139ZM151 69V68H150ZM163 69V68H162ZM171 70H172V67L170 68ZM185 69V68H184ZM192 69H194V68H192ZM250 69V68H249ZM253 69V68H252ZM37 70H39V69H37ZM53 70V71H52ZM81 70H82V72L84 71L85 73H87L86 72V70H83V68H81ZM95 70H97V69H95ZM114 70V69H113ZM112 70V68L111 67H108V66H106V65H103L102 66V74L104 75V77H106V79L111 83V85L113 86V88L116 90V91H118V90H120V91H123V89L125 88H123V81L121 82V81H118V80H116V74H117V70H115L116 71V73H114V71ZM136 69H134L133 68V70H132V72L134 73V72H137V71H135ZM142 70V69H141ZM140 70V71H141ZM157 70V69H156ZM156 70H154V71H156ZM158 70H161L160 68L158 69ZM174 70L172 71V72H174ZM186 70V69H185ZM263 70V69H262ZM43 72H44V70H42ZM71 71H73V70H71ZM76 71V70H75ZM123 71H125V70H123ZM122 70L120 71L121 73H124ZM126 71H128V73H130L129 72V70H127V68H126ZM126 71H125V73H126ZM140 71H139V73H140ZM148 71V70H147ZM182 71V73H183V70H181ZM191 71H193V70H191ZM190 71V72H191ZM37 72V71H36ZM42 72V75H45L44 73ZM95 72V71H94ZM93 72V73H94ZM97 72V71H96ZM95 72V73H96ZM157 72V71H156ZM158 72H160V71H158ZM157 72V73H158ZM162 72V71H161ZM177 72V71H176ZM235 72H238V69L235 71ZM35 73V72H34ZM38 73H41V70H40V72H38ZM55 73V74H54ZM77 73H81L80 71L79 72H77ZM85 73H81L83 76H84V74ZM92 73V74H93ZM98 73V72H97ZM120 73V74H121ZM128 73H126V74H128ZM138 73V72H137ZM137 73L135 74V76L137 75ZM138 73V74H139ZM171 73V72H170ZM169 73V74H170ZM179 73H180V71H179ZM194 73V72H193ZM248 73H250V72H248ZM252 73V72H251ZM36 74V73H35ZM49 74V75H48ZM70 74H72V76H73V73H70ZM132 74V73H131ZM142 74V73H141ZM147 74V73H146ZM165 73L163 72V75H164ZM168 74V75H169ZM172 74V73H171ZM185 74V73H184ZM261 74V73H260ZM81 76L80 74H77L76 76ZM95 75V74H94ZM134 75V74H133ZM149 75H150V73H149ZM148 74H147V77L146 78H149L148 76H149ZM151 75H152V73H151ZM195 75V74H194ZM197 75H199L200 76V73L199 74H197ZM236 75H240V72H239V74H236ZM235 75V76H236ZM245 74H243V76H244ZM263 75H264V73H263ZM75 76V77H76ZM78 76V77H79ZM83 76H81V77H83ZM88 76V75H87ZM96 76V75H95ZM94 76V79L96 78L97 79V77L98 78H100L99 76H98V74H97V76L95 77ZM102 76V75H101ZM144 76V74L142 75V77ZM160 76V75H159ZM172 76V75H171ZM176 76H177V73H176ZM180 76V75H179ZM182 76V75H181ZM180 76V77H181ZM186 76V75H185ZM189 76V75H188ZM242 76V75H241ZM242 76V77H243ZM248 76V75H247ZM257 76V75H256ZM38 77V76H37ZM46 77V76H45ZM74 77V78H75ZM121 77V76H120ZM123 77H125L126 78V76H123ZM128 77H130L129 75H128ZM133 77V76H132ZM132 77H130L131 79H132ZM137 77V78H136ZM136 77H133V79L131 80V81H133L134 80V78H136V79H139L140 80V77H141V75L140 76H136ZM141 77V78H142ZM151 77H154V76H150V78ZM158 77V76H157ZM166 77L168 78L169 76H167L166 75ZM236 77H238V76H236ZM263 77V76H262ZM89 78V77H88ZM118 78V77H117ZM164 78V77H163ZM167 78H165V79H167ZM177 78H178V76H177ZM185 78V77H184ZM193 78H196L195 76L194 77H190V80H191V82H193L192 80H193ZM199 78H201L202 79V77H199ZM199 78H198V80H199ZM241 78V77H240ZM244 78V77H243ZM245 78H246V76H245ZM244 78V79H245ZM255 77L253 76V79H254ZM90 79V78H89ZM91 79H93V77L91 76ZM90 79V80H91ZM93 79V80H94ZM102 79H104V78H102ZM102 79H100V82H101V80ZM124 79V78H123ZM126 79H128L129 80V78H126ZM143 79V78H142ZM153 79V78H152ZM187 79V78H186ZM186 79H185V81H186ZM197 79V78H196ZM204 79V78H203ZM242 79V78H241ZM251 79V78H250ZM93 80H92V82H93ZM156 80V79H155ZM154 80V81H155ZM159 80V79H158ZM209 80V79H208ZM207 80V81H208ZM249 80V79H248ZM263 80V79H262ZM88 81V80H87ZM87 81L85 80L84 82H86L87 83ZM97 81H98V79H97ZM131 81H130V83H128L127 84V80H126V82H125V85L126 86H128L129 84H130V86H129V88L131 87ZM143 81V80H142ZM148 81H150V79L148 80ZM151 81H153V80H151ZM172 81V80H171ZM178 81V80H177ZM207 81H204V82H207ZM210 81V80H209ZM238 81V80H237ZM243 82L245 81V80H242ZM81 82V83H82ZM91 82V81H90ZM90 82H89V85H87V86H90ZM91 82V83H92ZM99 82V83H100ZM102 82H105V81H102ZM134 82V81H133ZM140 82V81H139ZM144 82V81H143ZM162 82V81H161ZM167 82V81H166ZM170 82V81H169ZM175 82V81H174ZM195 82H196V84H197V82H199V81H197V80H195ZM210 82H212V81H210ZM242 82V83H243ZM248 82V81H247ZM251 82V81H250ZM253 82V81H252ZM94 83H95V80H94ZM153 83V82H152ZM154 83H156V82H154ZM165 83V82H164ZM171 83V82H170ZM173 83V82H172ZM178 83V82H177ZM241 83V84H242ZM249 83V82H248ZM255 83V82H254ZM254 83H252V84H254ZM261 83V82H260ZM263 83V82H262ZM101 84V83H100ZM134 84V83H133ZM135 84H136V82H135ZM141 84V83H140ZM150 84V83H149ZM160 84H162V83H160ZM159 84V85H160ZM174 84V83H173ZM176 84V83H175ZM206 84V83H205ZM257 84V83H256ZM102 85H104V84H102ZM106 85H109V84H106ZM105 85V86H106ZM153 85H155V84H153ZM157 85H158V82H157ZM168 85H170V84H168ZM177 85V84H176ZM175 85V86H176ZM202 85V84H201ZM201 85H199V86H201ZM204 85V84H203ZM87 86H85L86 88H88ZM133 86V85H132ZM138 85L136 84L134 87H137ZM147 86H152V84L151 85H147ZM156 86V85H155ZM164 86V85H163ZM167 86V85H166ZM172 86V85H171ZM174 86V87H175ZM178 86H179V84H178ZM198 86V85H197ZM196 86V87H197ZM212 86V85H211ZM249 86H251V84L249 85ZM253 86V85H252ZM261 86H262V84H261ZM84 87V88H85ZM104 87V86H103ZM107 87V86H106ZM109 87V86H108ZM134 87H132V88H134ZM143 87V88H142ZM157 87V86H156ZM159 87V86H158ZM160 87H162V86H160ZM182 87H183V85H182ZM181 87V88H182ZM186 87V86H185ZM83 88V89H84ZM141 88L142 89H144V86H141ZM153 88V87H152ZM176 88H177V86H176ZM179 88V87H178ZM191 88V87H190ZM201 88V87H200ZM207 88V87H206ZM262 88H263V86H262ZM44 89V90H43ZM50 90V91H48V90ZM97 89H98V87H97ZM105 89V88H104ZM126 89H128V88H126ZM137 91H141V90H138L137 88H135ZM135 89H130V91L131 92H133ZM139 89H140V87H139ZM157 89V88H156ZM167 89H171V88H167ZM187 89H189V88H187ZM209 89V88H208ZM2 90H0V93H1V91ZM4 91V92H6V93H8L7 91ZM51 90L53 91V92H51ZM77 90H79V88L77 89ZM87 90V89H86ZM89 90H90V88H89ZM96 90V89H95ZM99 90V89H98ZM107 90H108V88H107ZM107 90H105V92H106V95H108V93H107ZM159 90H160V88H159ZM163 90V89H162ZM168 90V91H169ZM183 90V89H182ZM190 90V89H189ZM189 90H187V91H189ZM197 90V89H196ZM212 90V89H211ZM252 90V89H251ZM255 90V89H254ZM44 91V92H43ZM46 91V92H45ZM47 91H48V93H47ZM88 91V90H87ZM86 91V92H87ZM102 91V90H101ZM129 91V90H128ZM144 91V90H143ZM145 91H147L148 92V90H145ZM156 91V90H155ZM161 91V90H160ZM159 91V92H160ZM164 91V90H163ZM165 91H166V89H165ZM172 91V90H171ZM176 91H178L179 92V90H176ZM185 91H186V89H185ZM185 91H183V92H179V93H183V95H184V92ZM193 91V90H192ZM204 91V90H203ZM256 91V90H255ZM3 92V91H2ZM49 92H51V93H53V94H49ZM85 92V91H84ZM83 92V93H84ZM113 91H111L110 93H109V95L110 96H112L113 95V93H112ZM119 92V91H118ZM124 92V91H123ZM150 92V91H149ZM149 92L147 93V94H149ZM174 92V91H173ZM172 92V93H173ZM197 92V91H196ZM208 92V91H207ZM206 92V93H207ZM253 93H255L254 91H252ZM257 92V91H256ZM95 93V92H94ZM125 93V92H124ZM134 93V92H133ZM133 93H131V94H133ZM135 93H137L136 91H135ZM134 93V94H135ZM142 93V92H141ZM152 92H150V94H151ZM155 93V92H154ZM153 93V94H154ZM166 93V92H165ZM168 93V92H167ZM209 93V92H208ZM207 93V94H208ZM252 93V94H253ZM2 94V93H1ZM12 94V93H11ZM10 94V95H11ZM93 94V93H92ZM91 94V95H92ZM98 95L97 96H93L92 98H94V108H93V110H95L94 111V113H92L94 116H96L97 118H98V120H102L103 119V117L102 116H105L106 117V115H103L104 114V110H103V107H104V98L102 99V97H100V93H97ZM102 94V93H101ZM123 94V93H122ZM131 94H129V95H131ZM138 94V93H137ZM146 94V93H145ZM156 94H158L159 95V93H156ZM153 95V96H157V95ZM162 94L163 93H161V95H159L160 97H162ZM186 94H188V99L190 98V96H189V94H192L191 92H189V93H187L186 92ZM194 94V93H193ZM56 95H59V96H56ZM102 95H105L104 93L102 94ZM101 95V96H102ZM105 95V96H106ZM115 95V94H114ZM125 95V94H124ZM142 95V94H141ZM152 95V94H151ZM164 95V94H163ZM169 95H171L170 93H169ZM175 95V94H174ZM180 95V94H179ZM256 95V94H255ZM261 95V94H260ZM89 96V95H88ZM109 96V97H110ZM120 96V95H119ZM126 97H124V96H120V97H124V99H119V100H111V106L112 107H114V113L112 114V115H115V116H113L114 118L116 117V119H111V120H117L116 121V124H126V122L128 121L127 120V118L129 117L128 115H129V112H130V110H131V107H128L126 104H128V103H132L131 105H136V110H134L133 112H135V111H137V113H138V115L139 114H141L140 116H139V118H138V120L137 119H129L130 120V126H131V124H132V126H135L136 125V127L138 126V128H141V130L143 129V131H144V133H145V136L147 137L148 136V139H149V136H152V137H155V135L157 136H159V140L161 141L163 138H166L165 137V134H167V132H168V134L170 133L169 131H171L172 129H174L175 130V135L174 136H172L171 135V137H174L175 139L176 138H180L181 139V137H183V135H181L182 133H184V131H181L180 129H178V121L177 120H175V118L174 117H170V118H165L164 120L162 119L163 117H162V115H164V114H167V111H168V113H170L169 112V110H167V109H164V108H158L157 106H155V103L153 104H151V102L150 103H147V107H145V105L143 106V105H141V102L139 101V100H142V99H135V97L137 96L136 94H135V97L134 96H128V95H125ZM147 96V95H146ZM158 96V97H159ZM167 96H168V94H167ZM201 95H199L198 97L199 98H201L200 97ZM208 97H209V95H207ZM0 97H1V95H0ZM14 97V96H13ZM84 97H85V95H84ZM113 97V96H112ZM116 97V96H115ZM128 97L130 98V97H132V98H130V99H128ZM138 97V96H137ZM136 97V98H137ZM149 97H150V95H149ZM177 97V96H176ZM192 97H194V96H192ZM203 97H205V96H203ZM213 97V96H212ZM260 97H262V95L260 96ZM3 98V97H2ZM12 98V97H11ZM91 98V97H90ZM125 98H127V100L125 99ZM142 98V97H141ZM168 98V97H167ZM167 98L165 99V100H167ZM179 98H180V96H179ZM178 98V99H179ZM182 98H184L183 96H182ZM87 99V98H86ZM112 99V98H111ZM116 99V98H115ZM133 99V100H132ZM159 99H161V98H159ZM169 99H172V95H171V98H169ZM175 99V98H174ZM177 99V98H176ZM175 99V101H177ZM187 99V98H186ZM208 99V102H209V98H207ZM215 99V98H214ZM261 99V98H260ZM145 100H146V97H145ZM145 100H144V102H145ZM155 100V99H154ZM158 100V99H157ZM162 100V99H161ZM160 100V101H161ZM173 100V99H172ZM182 100V99H181ZM184 100V99H183ZM195 100H196V98H195ZM198 100V99H197ZM5 101V102H6ZM92 101V100H91ZM162 101H164V100H162ZM174 101V100H173ZM172 101V102H173ZM189 101V100H188ZM200 101H202L203 102V100H202V98H201V100ZM199 101V102H200ZM205 101H206V99H205ZM110 101H108V103H109ZM120 102H122L123 104H125L124 105V108H122V107H118L117 105L120 103ZM186 102V101H185ZM190 102H192L191 100H190ZM198 102V103H199ZM212 103H213V101H211ZM86 104H87V102H85ZM108 103H105V104H108ZM146 103V102H145ZM165 103V102H164ZM201 103V102H200ZM199 103V104H200ZM205 104L207 103V101L206 102H204ZM212 103H211V106H212ZM217 103V102H216ZM86 104H85V106H86ZM91 104V103H90ZM102 104H103V107H102ZM144 104V103H143ZM158 104V103H157ZM156 104V105H157ZM160 104V103H159ZM158 104V105H159ZM169 104V103H168ZM177 104L178 105H180L178 102H177ZM184 104V103H183ZM196 104V103H195ZM199 104H198V110L200 109L199 108ZM218 104V103H217ZM110 104H108V106H109ZM162 105V104H161ZM175 105V104H174ZM173 105V106H174ZM186 105V104H185ZM190 105V104H189ZM192 105H194V104H192ZM208 105V103L206 104V106ZM84 106V105H83ZM82 106V107H83ZM85 106H84V111H85ZM89 106V109L91 108L90 107V105H88ZM87 106V107H88ZM160 106V105H159ZM171 106H172V104H171ZM182 105H180L179 107H181ZM184 106V105H183ZM182 106V107H183ZM196 106H197V104H196ZM201 106H203V103L201 104ZM200 106V107H201ZM218 106V105H217ZM106 107H107V105H106ZM106 107H104V108H106ZM143 107H145V108H149V110H150V112L149 113H145L143 110H142V108ZM181 107V108H182ZM186 107V106H185ZM184 107V108H185ZM188 107V106H187ZM194 107H195V105H194ZM225 107V106H224ZM119 108H121V109H123V113L122 112H119ZM183 108V109H184ZM197 108V107H196ZM195 108V109H196ZM205 107L203 106L202 107V109H204ZM212 108H213V111H214V106H212ZM88 109V110H89ZM107 110H108V108H106ZM109 109H110V107H109ZM133 109V108H132ZM168 109H170V108H168ZM176 109H178V107H176ZM175 109V110H176ZM182 109V110H183ZM190 109H192V107H190ZM201 109V110H202ZM210 109V108H209ZM103 110V111H102ZM106 110V111H107ZM185 110V109H184ZM183 110V111H184ZM187 111H190L189 109H186ZM204 110H206V108L204 109ZM218 110V109H217ZM221 110H223V109H221ZM220 110V111H221ZM6 111V112H7ZM90 111H91V109H90ZM122 111V110H121ZM170 111H171V109H170ZM181 111V110H180ZM179 110L177 111L178 113H180V115L182 114L181 112H180ZM192 111L194 112V110L192 109ZM196 111H197V109H196ZM212 111V110H211ZM219 111V112H220ZM56 112H54V114L56 113ZM87 112V111H86ZM113 112V111H112ZM173 112V111H172ZM171 112V113H172ZM176 112V113H177ZM218 112V111H217ZM217 112H216V114H217ZM219 112H218V114H219ZM221 112H223V111H221ZM4 113V112H3ZM7 113V114H8ZM68 113V112H67ZM66 113V115H68ZM174 113V112H173ZM175 113V114H176ZM192 113V112H191ZM215 113V112H214ZM226 113V112H225ZM228 113V112H227ZM5 114V113H4ZM105 114H108V111H107V113H105ZM110 114V113H109ZM123 114V115H122ZM132 113H130V115H131ZM189 114H190V112H189ZM194 114H196V112H194ZM19 115H22L21 117L19 116ZM58 114H56V116H57ZM59 116V118H60V120H59V124H57L56 125V129H57V131H58V134H60L59 136H61L62 135V137L64 136L65 137V139H66V136H69V137H74V138H76L75 140H77L78 142H79V144L81 145V144H85L84 146H86L84 149L86 150L85 151V155H86V152L88 153V155H93V157H96V158H98V157H100V156H102V155H105L106 157H108V159H111V160H114L113 161V163L108 167V170H110V172L109 173H102V174H104V175H110L111 173L112 174H114L115 176H116V179H115V177L114 178H112V179H115L117 182H123L125 185H127V187H126V189H128V190H131V194L133 195V198H134V196H135V198H138V199H140V198H145L146 196H148V194H147V192H145L142 188H141V185L139 184V182L137 183L136 182V179H135V177L134 176H131L132 175V167L133 166H131V164H132V161H134L135 162V160L133 159L135 156V154L132 156V158L131 159H133L132 161H131V159H130V162L128 161V155H132L133 154V152H134V150H135V145H131L130 147H128L127 146V148L126 147H121V145L120 144H118L117 143V141L120 139V138H122V137H120L119 139H117V141L115 140V139H113L112 138V133L109 135V138H112V140L110 139V140H107L108 138H106L105 140L106 141H102L101 139H102V133H100L101 131H99L98 129L97 130H91L93 127H91V125H89L90 127H91V129L89 128V130H87V129H85L86 127H84V123H83V121H81V120H78V119H74L73 118V115H72V118H70V117H68V116ZM71 115V114H70ZM128 116L127 118H125V116ZM191 115H193V113L191 114ZM191 115L189 116V117H191ZM205 115V114H204ZM221 115V114H220ZM223 115V114H222ZM7 116V115H6ZM75 116V115H74ZM83 116V115H82ZM133 116V115H132ZM185 116H187L188 117V114L187 115H185ZM208 116V115H207ZM261 116H262V114H261ZM108 117H109V115H108ZM108 117H107V119H108ZM111 117V116H110ZM109 117V118H110ZM135 117V116H134ZM165 117V116H164ZM168 117V116H167ZM193 117V116H192ZM221 117V116H220ZM224 117L225 116H223L222 118L224 119ZM259 118H260V116H258ZM52 118V117H51ZM49 119V123H50V121H52V119ZM92 118H93V116H92ZM202 118V117H201ZM227 118V117H226ZM258 118V119H259ZM5 119H7V118H5ZM84 119H85V117H84ZM83 119V120H84ZM94 119V118H93ZM170 119V120H169ZM187 119V118H186ZM191 119H193V118H191ZM221 119V118H220ZM222 119V120H223ZM228 119V118H227ZM89 120V122H90V119H88ZM87 119L85 120V121H88ZM196 120V119H195ZM198 120V119H197ZM219 120V119H218ZM225 120V119H224ZM95 121H96V119H95ZM181 121V120H180ZM227 121V120H226ZM208 122V121H207ZM47 123V122H46ZM85 123H87V122H85ZM100 123V122H99ZM103 123V122H102ZM111 123V122H110ZM185 123V122H184ZM183 123V124H184ZM188 123V122H187ZM190 123V122H189ZM188 123V124H189ZM209 123V122H208ZM212 123V122H211ZM216 124L218 123L217 121L215 122ZM45 124V123H44ZM95 124V123H94ZM128 124V125H129ZM186 124V123H185ZM192 124V123H191ZM196 124V123H195ZM194 124V126L196 127L197 125H195ZM219 124H220V122H219ZM222 124V123H221ZM87 125V124H86ZM97 125H99L98 127H100V125L101 124H97ZM114 125V124H113ZM264 125V124H263ZM35 126V125H34ZM45 126V125H44ZM93 126V125H92ZM199 126V125H198ZM217 126H219V125H217ZM216 126V127H217ZM261 126V125H260ZM116 127H117V125H116ZM123 127V126H122ZM128 127V126H127ZM181 127V126H180ZM262 127V126H261ZM32 128V127H31ZM87 128H88V126H87ZM95 128H97V126L95 125V127L93 128V129H95ZM102 128V127H101ZM163 128L165 129V130H163ZM210 128H211V126H210ZM260 128V127H259ZM127 129V128H126ZM129 129V128H128ZM183 129V128H182ZM186 129V128H185ZM195 129V128H194ZM208 129V128H207ZM212 129V128H211ZM217 129V128H216ZM258 129V128H257ZM135 130H136V128H135ZM134 129L132 130V132L133 131H135ZM138 130V129H137ZM190 130V129H189ZM131 131V130H130ZM259 129H258V131H257V133H259ZM103 132V131H102ZM106 132V131H105ZM107 132H108V130H107ZM113 132V131H112ZM125 133L127 132L128 133V131H124ZM132 132H130V133H132ZM140 132V131H139ZM192 132H194V131H192ZM197 131H195V133H196ZM198 132H201V131H198ZM209 132V131H208ZM116 133V132H115ZM118 133V132H117ZM134 133V132H133ZM171 133H172V131H171ZM185 133H187V132H185ZM189 133H190V131H189ZM2 135L4 134L3 132L1 133ZM0 134V135H1ZM101 134V135H100ZM193 134V133H192ZM198 134V133H197ZM202 134V133H201ZM200 134V135H201ZM118 135V134H117ZM116 135V136H117ZM126 137H127V135L126 134H124ZM135 134H133V136H134ZM139 135V134H138ZM143 134H141V136H142ZM191 135V134H190ZM203 135V134H202ZM210 135V134H209ZM257 135V134H256ZM263 135V134H262ZM16 136V135H15ZM44 136H46L45 134H44ZM44 136H42V138H45ZM58 136V137H59ZM105 136H106V134H105ZM108 136V135H107ZM106 136V137H107ZM124 136V137H125ZM132 136V135H131ZM144 136V137H145ZM207 136V135H206ZM206 136H203L204 137V139L203 138H201V140L203 139V140H205V137ZM255 136V135H254ZM53 137V136H52ZM61 137V138H62ZM63 137V138H64ZM104 137V136H103ZM114 137V136H113ZM119 137V135L117 136V138ZM126 137H125V140H126ZM143 137V138H144ZM170 137V138H171ZM185 137V136H184ZM202 137V136H201ZM207 137H209V136H207ZM206 137V138H207ZM212 137V136H211ZM1 138H3V137H1ZM41 139V137L39 136H37V139ZM50 138V137H49ZM56 138H57V136H56ZM56 138H54V139H56ZM60 138V139H61ZM116 138V137H115ZM130 138V137H129ZM138 138H139V136H138ZM142 138V137H141ZM142 138V139H143ZM189 138V137H188ZM191 139H193L192 137H190ZM250 138H253V136L252 137H250ZM70 139V138H69ZM123 139V138H122ZM132 139V138H131ZM145 139V138H144ZM151 139H155V138H151L150 137V139H149V141L151 140ZM157 139V138H156ZM155 139V140H156ZM174 139V140H175ZM196 139H198V138H196ZM195 139V141H197ZM200 139V138H199ZM260 139V138H259ZM4 140H7L6 138L4 139ZM64 140V139H63ZM73 140V139H72ZM125 140L123 139V141H124V144L126 143L125 142ZM127 140H129V139H127ZM126 140V141H127ZM133 140V139H132ZM138 140H141V139H138ZM177 140V139H176ZM256 140H258V139H256ZM0 141H1V139H0ZM53 141V140H52ZM56 141V140H55ZM55 141H54V143H55ZM58 141H59V138H58ZM61 141V140H60ZM74 141V140H73ZM72 141V142H73ZM121 142H122V140H120ZM131 141V140H130ZM129 141V142H130ZM144 141V140H143ZM146 141V140H145ZM154 141V140H153ZM165 141H167L168 142V137H167V140H165ZM165 141H163V142H165ZM193 142H194V140H192ZM250 141V140H249ZM254 141V140H253ZM259 141V140H258ZM46 142L47 141H45V143L44 144H46ZM64 142H66L65 140H64ZM63 142V143H64ZM76 142V141H75ZM119 142V141H118ZM121 142H119V143H121ZM128 142V141H127ZM132 142V141H131ZM135 142V141H134ZM146 142H148V140L146 141ZM166 142V143H167ZM174 142V141H173ZM208 142V141H207ZM210 142V141H209ZM212 142V141H211ZM211 142H210V144H211ZM2 143V142H1ZM30 143H32V142H30ZM43 143V142H42ZM41 143V144H42ZM48 143V142H47ZM60 143H62V141L61 142H59V144ZM62 143V144H63ZM70 141H69V143H68V140H67V144H69V147L68 146H66L65 144V146L66 147H68L71 151H73V149H75V148H72L71 146H70ZM77 143V142H76ZM135 143H137V142H135ZM134 143V144H135ZM139 143H141V141L139 142ZM150 143V142H149ZM158 143L159 142H157V147H158ZM161 143V142H160ZM198 143H199V141H198ZM203 143H205L204 141H203ZM3 144V143H2ZM57 144V143H56ZM73 144V143H72ZM71 144V145H72ZM123 144V143H122ZM127 144H129V143H127ZM133 144V143H132ZM142 144V143H141ZM146 144V143H145ZM148 144V143H147ZM165 144V143H164ZM207 144H209V143H207ZM259 144V143H258ZM4 145V144H3ZM5 145L7 146V143L5 142ZM8 145H9V143H8ZM32 145V144H31ZM37 145V144H36ZM38 145H40V144H38ZM54 145V144H53ZM58 145V144H57ZM61 145V144H60ZM60 145H58L59 146V148L61 147ZM130 145V144H129ZM151 145V144H150ZM154 145H156L155 143H154ZM153 145V146H154ZM161 145V144H160ZM159 145V146H160ZM163 145V144H162ZM199 145V144H198ZM34 146V145H33ZM49 146H50V143H49ZM48 146V147H49ZM55 146V145H54ZM54 146H50L51 148L50 149H52ZM74 146H77V144L76 145H74ZM123 146V145H122ZM145 146H147V145H145ZM173 146V145H172ZM175 146V145H174ZM197 146V145H196ZM202 146V145H201ZM10 147V146H9ZM42 147H43V144H42ZM41 147V148H42ZM64 147V146H63ZM62 147V148H63ZM78 147V146H77ZM144 147V146H143ZM166 147L167 146H165V149H166ZM183 147H184V144H182V143H178L177 145H176V152H177V156H178V160L176 161L178 164H179V169H180V167H185L186 168V170L188 169V166L189 167H193V164H192V160L190 161V160H188L187 158H186V154L183 152ZM205 147V146H204ZM207 147V146H206ZM210 147V146H209ZM208 147V148H209ZM7 148H8V146H7ZM29 148V147H28ZM56 148V147H55ZM80 148V147H79ZM139 148V147H138ZM145 148V147H144ZM147 148H148V146H147ZM150 148V147H149ZM148 148V149H149ZM154 148H156V147H153V149ZM159 148V147H158ZM161 148V147H160ZM159 148V149H160ZM169 148H171V145L169 146ZM12 149V148H11ZM15 149V148H14ZM35 149V148H34ZM49 149V150H50ZM78 148H76V152H75V155L74 156H78L79 155V153H80V151L82 150V148L81 149H79L80 151L77 153V150ZM142 149V148H141ZM153 149H152V147H151V149H149L150 151L152 150L153 151ZM175 149V148H174ZM174 149H171V150H174ZM10 150V149H9ZM17 150V149H16ZM41 151H42V149H40ZM43 150H45V149H43ZM54 150V149H53ZM56 150V149H55ZM58 150H60V149H58ZM69 150V151H70ZM138 150H140V149H138ZM155 150V149H154ZM171 150L169 151V153L171 152ZM201 150V149H200ZM215 150H216V148H215ZM253 150V149H252ZM37 151H38V149H37ZM41 151L39 152V154L41 153ZM61 152L63 151V150H60ZM92 151V152H91ZM96 151V152H95ZM147 151V150H146ZM145 151V152H146ZM168 151V150H167ZM199 151V150H198ZM197 151V152H198ZM45 152V151H44ZM50 152V151H49ZM57 151H55V153H56ZM61 152H57V153H61ZM84 152V151H83ZM143 152V151H142ZM165 152V151H164ZM174 152V151H173ZM189 151H187V153H188ZM12 153V152H11ZM14 153H15V151H14ZM141 153V152H140ZM139 153V154H140ZM160 154V151L158 152L157 151V154ZM217 153V152H216ZM18 154V152L16 153V155ZM43 154V153H42ZM64 153L62 152V155H63ZM73 154H74V152H73ZM82 154V153H81ZM138 154V153H137ZM154 154H155V152H154ZM167 154V153H166ZM172 154V153H171ZM173 154H175V153H173ZM184 154V155H183ZM209 154V153H208ZM44 155H45V153H44ZM43 155V156H44ZM58 154H55V156L56 157H58L57 156ZM61 155V154H60ZM141 155H143V153L141 154ZM186 155V156H185ZM38 156V155H37ZM42 155L40 156V159L42 160L43 159V162H45L44 161V157H43ZM52 156V155H51ZM54 156V155H53ZM54 156V157H55ZM76 156V157H77ZM81 156V155H80ZM137 156V155H136ZM145 156V155H144ZM155 156V155H154ZM173 156V155H172ZM21 157V156H20ZM20 157H18V158H20ZM41 157H43V158H41ZM62 157V156H61ZM82 158H83V156H81ZM143 157V156H142ZM170 157V156H169ZM46 158V157H45ZM59 158V157H58ZM82 158H80L79 157V162H80V160L82 159ZM86 158V157H85ZM146 158V157H145ZM160 158H162V157H160ZM202 158V157H201ZM218 158H219V155H218ZM21 159V158H20ZM25 159V158H24ZM55 159V158H54ZM65 159V158H64ZM78 159V158H77ZM87 159H89L90 160V158H88L87 157ZM93 159V158H92ZM91 159V160H92ZM95 159V158H94ZM136 159V158H135ZM137 159H140V158H138L137 157ZM166 159V158H165ZM165 159H164V157H163V160H164V163H165ZM170 159V158H169ZM18 160V159H17ZM41 160H39V166L37 165V161H36V163H33V166H32V170H35L36 169V165H37V168H39L40 167V161ZM50 160V159H49ZM66 160V159H65ZM89 160H88V162H89ZM90 160V161H91ZM99 160V159H98ZM173 160V159H172ZM171 160V161H172ZM221 160V159H220ZM24 161V160H23ZM52 161V160H51ZM55 161V160H54ZM56 161H57V159H56ZM55 161V162H56ZM59 162H61L60 160H58ZM67 161V160H66ZM66 161H64V162H66ZM77 161V162H78ZM82 161H83V159H82ZM196 161V160H195ZM18 162V161H17ZM54 162V163H55ZM59 162H56V163H58L59 164ZM63 162V163H64ZM77 163V164H80L81 165V163L83 164V162H81V163ZM85 162H86V160H85ZM92 162H94L93 160H92ZM142 162V161H141ZM168 162V161H167ZM48 163V162H47ZM67 163H69V166H70V164H72L71 163V161L70 162H67ZM67 163L65 164L64 163V165H67ZM87 163V162H86ZM136 163H138V161H136ZM147 163V162H146ZM173 163V162H172ZM177 163H176V165H177ZM195 163V162H194ZM21 164V163H20ZM42 164V163H41ZM44 164V163H43ZM94 164H95V162H94ZM97 164H99V162L97 163ZM96 164V165H97ZM101 164H102V162H101ZM133 164H135V163H133ZM140 164V163H139ZM161 164H163V162L161 163ZM46 165V164H45ZM60 165H63V164H60ZM73 165V164H72ZM71 165V166H72ZM90 165V164H89ZM89 165L87 166V164H86V166L85 167H89ZM149 165V164H148ZM203 165V164H202ZM222 165V164H221ZM53 166V165H52ZM68 166V167H69ZM78 166V165H77ZM83 166V165H82ZM91 166V165H90ZM135 166H136V164H135ZM134 166V167H135ZM139 166V165H138ZM141 166H144V167H146L145 165H142V163H141ZM153 166V165H152ZM42 167H43V165H42ZM53 167H55V166H53ZM65 167V166H64ZM133 167V168H134ZM163 167V166H162ZM165 167V166H164ZM167 167V166H166ZM168 167H170V166H168ZM178 167V166H177ZM224 167V166H223ZM223 167H221V168H223ZM44 168V167H43ZM55 168H62V166L60 167H55ZM71 168V167H70ZM73 168V167H72ZM75 169H76V167H74ZM73 168V169H74ZM79 168H81V167H79ZM93 168L94 167H92V170H93ZM139 168V167H138ZM148 168H150V166L148 167ZM153 169H154V171L156 170L155 168H154V166L152 167ZM194 168H196V167H194ZM225 168H226V166H225ZM42 169V168H41ZM45 169V168H44ZM86 168H84V170H85ZM136 169H137V167H136ZM135 169V170H136ZM140 169V168H139ZM143 169V168H142ZM146 169V168H145ZM163 169V168H162ZM165 169V168H164ZM181 169H183V168H181ZM220 169V168H219ZM227 169V168H226ZM238 169H240L241 170V168H238ZM28 169H26L25 171H27ZM53 170H55V169H53ZM60 171L61 170H63L64 171V169L62 168V169H59ZM58 170V171H59ZM66 170H68V169H66ZM65 170V171H66ZM79 170V169H78ZM82 170V169H81ZM91 170V169H90ZM147 170H150V169H147ZM166 171L167 170H169V168H167V169H165ZM185 170V169H184ZM206 170V169H205ZM204 170V171H205ZM224 170V169H223ZM229 170V169H228ZM57 171V170H56ZM58 171L56 172L57 174H58ZM76 171V170H75ZM103 171V170H102ZM139 171V170H138ZM141 171V170H140ZM175 171H177V170H175ZM225 171V170H224ZM62 172V171H61ZM91 171H89L88 170V174L90 173ZM93 172V171H92ZM105 172V171H104ZM143 172V171H142ZM151 172H153V171H148V173H151ZM159 172V171H158ZM170 172H172V170L170 171ZM187 172V171H186ZM189 172V171H188ZM187 172V173H188ZM241 172V171H240ZM239 172V173H240ZM28 173H30V171L28 172ZM28 173H26V174H28ZM33 173H35V175H38L39 173L37 172V169H36V172H33ZM37 173V174H36ZM64 173V172H63ZM68 173H69V171H68ZM78 173H80V172H78ZM85 173V172H84ZM134 173V172H133ZM137 174H139V172H136ZM141 173V172H140ZM144 173V172H143ZM148 173H146V174H148ZM155 173V172H154ZM154 173H151V174H154ZM174 173V172H173ZM190 173H192V172H190ZM233 173V172H232ZM238 173V172H237ZM59 174H60V172H59ZM66 174V173H65ZM73 174H75L74 172H73ZM81 174H83V173H81ZM86 175H87V173H85ZM90 174H92V173H90ZM89 174V176H90V178H91V176H93V175H90ZM94 174H96L95 172H94ZM137 174H134V175H137ZM161 174V173H157V178H158V176ZM179 174V173H178ZM70 175L71 174H69V175H67V178H69L70 177ZM80 175V174H79ZM85 175V176H86ZM100 175H101V173H100ZM113 175V176H114ZM140 176H142V174H139ZM138 175V176H139ZM162 175V174H161ZM167 175H170L171 176V173L170 174H168V172H167ZM167 175H166V177H167ZM174 175V174H173ZM176 175V174H175ZM174 175V176H175ZM206 175V174H205ZM232 175H234V174H232ZM232 175L230 174V176H231V178H232ZM239 175V174H238ZM60 176H62V174H60ZM64 176V175H63ZM69 176V177H68ZM73 176H75V175H72V177ZM82 176H84V175H82ZM81 176V177H82ZM88 176V177H89ZM95 176V175H94ZM140 176H139V178H140ZM148 176H149V174H148ZM155 176V175H154ZM153 176V177H154ZM179 176V175H178ZM195 176V175H194ZM209 176V175H208ZM225 177H226V175H224ZM31 177V176H30ZM33 177V176H32ZM36 177V176H35ZM34 177V178H35ZM38 177V176H37ZM36 177V179H38ZM65 177H66V175H65ZM76 177V176H75ZM142 177H144L145 179H146V176H142ZM152 177V178H153ZM163 177V176H162ZM190 177V176H189ZM192 177V176H191ZM196 177V176H195ZM211 177V176H210ZM217 177V176H216ZM238 177V176H237ZM239 177H240V175H239ZM242 177V176H241ZM55 178H56V176H55ZM63 178V177H62ZM66 178V181L68 180ZM74 178V177H73ZM78 178H80V176L78 177ZM93 178V177H92ZM107 178H109V177H107ZM144 178H142L141 180H144ZM148 178V177H147ZM151 178V175H150V177H149V180L150 179H152ZM156 178V182H157V179ZM174 178V177H173ZM179 178V177H178ZM194 178V177H193ZM198 178V177H197ZM230 178V179H231ZM54 179V178H53ZM72 179V178H71ZM82 180L84 179V178H81ZM87 179H89V178H87ZM96 179V178H95ZM95 179H92L93 180V182H94V180ZM98 179H99V177H98ZM101 179H102V177H101ZM103 179H106V177H103ZM102 179V180H103ZM111 179V178H110ZM155 179V178H154ZM161 179V178H160ZM165 179V178H164ZM163 179V180H164ZM169 179V178H168ZM175 179H177V177L175 176ZM181 179V178H180ZM208 179V178H207ZM206 179V180H207ZM28 180H30L29 178H28ZM86 180V179H85ZM84 180V181H85ZM89 180H91V179H89ZM89 180H88V182H86L85 181V183L86 184H89ZM100 180V179H99ZM109 180V179H108ZM107 179H106V181H108ZM183 177H182V182H183ZM232 180V179H231ZM239 180H241V179H239ZM42 181V180H41ZM57 181V180H56ZM64 181H65V179H64ZM70 181V180H69ZM73 181H75V179H73ZM77 181V180H76ZM96 181V180H95ZM105 181V182H106ZM145 181V180H144ZM144 181H141V182H144ZM152 181H153V179H152ZM161 181V180H160ZM177 181V180H176ZM210 181V180H209ZM211 181H213V180H211ZM214 181H215V179H214ZM217 181H219V180H217ZM222 182H223V180H221ZM226 181H228V180H226ZM225 180H224V182H226ZM233 181H236V180H233ZM38 182H40V181H38ZM44 182V181H43ZM83 183L84 184V182L83 181H79V183ZM93 182L91 181V183L93 184ZM110 182V181H109ZM167 182V183H166ZM180 182V181H179ZM193 182V181H192ZM205 182V181H204ZM240 182V181H239ZM23 183V182H22ZM37 183V182H36ZM46 183V182H45ZM67 183H69V182H67ZM70 183H72L71 181H70ZM77 183V182H76ZM81 183H80V185H81ZM95 183H97V182H95ZM145 183V182H144ZM147 183V182H146ZM158 183V182H157ZM162 183V182H161ZM164 183L165 184H168V181H164ZM188 183V182H187ZM201 183H202V181H201ZM215 183V182H214ZM218 183V182H217ZM31 184V183H30ZM29 184V185H30ZM47 184V183H46ZM53 184H55V183H53ZM62 183H60L59 185H61ZM73 184V183H72ZM82 184V185H83ZM91 184V185H92ZM101 184V183H100ZM106 184V183H105ZM111 184H113V183H111ZM147 184H149L150 185V183H147ZM170 184V183H169ZM175 184V183H174ZM179 183L177 182V185H178ZM186 184V183H185ZM199 184V183H198ZM213 184V183H212ZM216 184V183H215ZM237 184L239 185L240 183H238V181H237ZM43 184H41V187H43L42 186ZM55 185H57V184H55ZM77 185V184H76ZM75 185V186H76ZM98 185V184H97ZM143 185V184H142ZM160 185V183L158 184V186ZM162 185V184H161ZM160 185V186H161ZM180 185V184H179ZM182 185V184H181ZM199 185H202V184H199ZM207 185V184H206ZM225 185V184H224ZM237 185V186H238ZM34 186V185H33ZM46 186V185H45ZM64 186V185H63ZM84 186V188H86V186L88 187V185H86L85 186V184L83 185ZM92 186H94V184L92 185ZM101 186V185H100ZM124 186V185H123ZM155 186V187H154ZM158 186H156V185H153V189H154V192H155V190H157L156 188H158V189H163V190H165L166 188H167V190H171V189H168V187H170V186H168V187H166V185H163V186H165L164 188H162V187H158ZM185 186V185H184ZM188 186H189V183H188ZM188 186H187V188H188ZM196 186H198V185H196ZM209 186H211V184L209 185ZM28 187V186H27ZM31 187V186H30ZM30 187H29V190H30ZM38 187V186H37ZM40 187V184H39V187L38 188H41ZM47 187V186H46ZM73 187V186H72ZM81 187V186H80ZM99 187V186H98ZM97 187V188H98ZM104 187V186H103ZM109 187V186H108ZM119 187V186H118ZM146 187V186H145ZM149 187V186H148ZM178 187V186H177ZM176 187V188H177ZM190 187V186H189ZM204 187V186H203ZM221 187V186H220ZM31 188H33V187H31ZM50 188V186L48 187V189ZM62 188V187H61ZM76 188V187H75ZM83 188V187H82ZM82 188H78V186H77V189L78 190H81ZM83 188V189H84ZM89 188H91V187H89ZM96 187H94L93 188V190L95 189ZM115 188H116V186H115ZM190 188H192V185H191V187ZM194 188L195 187H193V190H194ZM202 188V187H201ZM227 188H228V186H227ZM227 188H225L224 189V191L227 189ZM234 188H236V187H234ZM50 189H52V188H50ZM74 189V188H73ZM118 189V188H117ZM116 189V190H117ZM146 189H147V187H146ZM150 189V188H149ZM149 189H147V190H149ZM178 189H179V187H178ZM182 189H184V187L182 188ZM182 189H181V191H182ZM200 189V188H199ZM210 189V188H209ZM237 189H239L238 187H237ZM35 190H36V187H35ZM42 190H45L44 189V187L42 188ZM47 190V189H46ZM84 190H86V191H88V189L86 188V189H84ZM84 190H82V191H84ZM91 190V189H90ZM89 190V191H90ZM92 190V192H94ZM115 190V189H114ZM151 190V189H150ZM167 190H165L166 192H167ZM184 190H186V189H184ZM188 190V189H187ZM202 190V189H201ZM229 190V189H228ZM227 190V192H229ZM235 189H233V191H234ZM245 190H247L246 188H245ZM32 190H30V192H31ZM39 191V190H38ZM53 191V190H52ZM51 191V192H52ZM73 191V190H72ZM75 191V190H74ZM88 191V192H89ZM97 192H95V193H99L98 192V190H96ZM100 191V190H99ZM158 191H160V190H158ZM158 191H156V194H157V192ZM162 191V190H161ZM160 191V192H161ZM165 191H163L164 193H165ZM169 191H168V193H169ZM180 191V192H181ZM198 191V190H197ZM203 191V190H202ZM220 191V190H219ZM223 191V190H222ZM231 191V190H230ZM240 191V190H239ZM29 192V191H28ZM36 192V191H35ZM47 192H48V190H47ZM46 192V193H47ZM71 192V191H70ZM77 192V191H76ZM79 192V191H78ZM77 192V193H78ZM81 192V191H80ZM91 192V191H90ZM125 192H127V191H125ZM149 192V191H148ZM151 192V191H150ZM171 192V191H170ZM182 192H187V191H182ZM188 192H190V191H188ZM188 192L185 194V195H187L188 196ZM194 192V191H193ZM200 192V191H199ZM241 192H243V190L241 191ZM33 193V192H32ZM39 193V192H38ZM45 193V194H46ZM53 193V192H52ZM74 193V192H73ZM82 193H85V192H82ZM115 193V192H114ZM113 193V194H114ZM129 193L130 192H128V196H130L129 195ZM203 193V192H202ZM207 193H208V191H207ZM206 193V194H207ZM209 193H210V191H209ZM217 193V192H216ZM220 193V192H219ZM226 193V192H225ZM234 194L236 193L235 191L233 192ZM238 193H240V192H238ZM237 193V194H238ZM246 193V192H245ZM44 194V193H43ZM48 194V193H47ZM80 194V193H79ZM101 194V193H100ZM151 194V193H150ZM149 194V195H150ZM152 194H155V193H152ZM151 194V195H152ZM160 194V193H159ZM170 194H172V193H170ZM169 194V197L170 196H172V195H170ZM179 194V193H178ZM184 194V193H183ZM194 196H195V194L194 193H192ZM191 194V195H192ZM203 194H205V193H203ZM211 194V193H210ZM227 194V193H226ZM243 195H245L244 194V192L242 193ZM36 195V194H35ZM38 195V194H37ZM36 195V196H37ZM50 195V194H49ZM66 195H68V194H66ZM86 195H87V193H86ZM150 195V199L149 200H147L148 198H149V196H148V198H146V200H147V202H149V201H152L153 203H154V201L153 200H155V198H159V196L158 197H155L154 199L152 198V196ZM158 195V194H157ZM166 195V197H167V193L165 194ZM165 195L163 194H161V196H164L165 197ZM181 195H182V193H181ZM191 195H190V197H191ZM192 195V199H194V196ZM200 195V196H199ZM198 196L196 195L195 197H201V193L199 194ZM217 195V194H216ZM219 195V194H218ZM217 195V196H218ZM233 195V194H232ZM232 195H230L231 196V198H232ZM240 195H241V193H240ZM45 196V195H44ZM48 196V195H47ZM70 196H71V194H70ZM70 196H67L68 198L70 197ZM109 196V195H108ZM111 196H112V193H111ZM116 196V195H115ZM119 196V195H118ZM118 196H116V197H118ZM121 196V195H120ZM127 197V195L126 194H124L123 195V197ZM156 196V195H155ZM186 196V197H187ZM204 196H207V195H204ZM209 197L211 196H214V199H216L217 197H215V194L214 195H208ZM219 196H221V193H220V195ZM218 196V197H219ZM229 196V197H230ZM38 197V196H37ZM46 197V196H45ZM94 197V196H93ZM173 197V196H172ZM179 197H180V195H179ZM186 197H182V198H186ZM211 197H210V199H211ZM222 197V196H221ZM48 198V197H47ZM50 198H52L51 197V195H50ZM55 198V197H54ZM78 198V197H77ZM122 198V197H121ZM132 198V199H133ZM135 198H134V203L136 204V203H140L141 204V202H140V200H135ZM161 198V197H160ZM174 198V197H173ZM177 199H180V198H178V197H176ZM181 198V199H182ZM203 198H205V197H203ZM213 198V197H212ZM230 198V199H231ZM233 198H235V197H233ZM70 199V198H69ZM75 199H76V196H75ZM83 199V201H84V198H81L80 199V202H77V203H83L84 205H85V203L83 202V201H81ZM93 199H95V197L93 198ZM93 199H91V203H92V201H93ZM102 199V198H101ZM118 199H119V197H118ZM153 199V200H152ZM163 199V198H162ZM166 199V198H165ZM168 200H169V198H167ZM171 199V198H170ZM175 199V198H174ZM188 198H186V200H187ZM190 199V198H189ZM189 199H188V201H189ZM198 199V198H197ZM202 199V198H201ZM205 199H209V198H205ZM209 199V200H210ZM218 199H220V198H218ZM228 199V198H227ZM41 200H43L44 201V199H41ZM54 199H52V201H53ZM77 200V199H76ZM96 201L97 200H99V199H95ZM115 200H116V198H115ZM124 200H126V199H123V201ZM143 200V199H142ZM159 200V199H158ZM168 200L167 201H165V203H167L168 204ZM191 200V199H190ZM199 201H200V198L198 199ZM213 200V199H212ZM225 201L224 199H220V201ZM40 201V200H39ZM45 201H46V199H45ZM44 201V202H45ZM103 201V200H102ZM118 200H116V202H117ZM138 201V202H137ZM160 201H161V199H160ZM164 201V200H163ZM169 201H172V199L171 200H169ZM174 201V200H173ZM173 201H172V204H173ZM176 201V200H175ZM184 201V200H183ZM182 201V202H183ZM204 201V200H203ZM214 201V200H213ZM229 201V200H228ZM228 201H225V202H227L228 203ZM231 201V200H230ZM229 201V202H230ZM233 201V200H232ZM46 202H50V201H46ZM86 202H90V199H88ZM95 202V201H94ZM101 202V201H100ZM128 202V201H127ZM131 202H132V200H131ZM147 202L145 201H143V203H146L145 205H147ZM155 202H156V200H155ZM178 201H176V203H177ZM185 202V201H184ZM194 202H196V200L194 201ZM219 202V200L217 201V203ZM234 203L236 202L235 200L233 201ZM54 203H55V200H54ZM98 203V207H99V202H97ZM121 203L123 204V202L121 201ZM130 203V202H129ZM152 203V204H153ZM180 203V202H179ZM179 203H177V205L179 204ZM201 203V202H200ZM199 203V204H200ZM205 203V202H204ZM216 203V204H217ZM220 203V202H219ZM219 203H218V207L219 206H221V203H220V205H219ZM224 203V202H223ZM237 203V202H236ZM235 203V204H236ZM94 204H96V203H94ZM121 204V205H122ZM131 204V203H130ZM150 204V203H149ZM148 204V205H149ZM160 204V203H159ZM170 204V203H169ZM189 204H190V202H189ZM203 204V203H202ZM52 205V204H51ZM90 205V204H89ZM92 205V204H91ZM137 205V204H136ZM151 205V204H150ZM164 205H166V204H164ZM174 205V204H173ZM176 205V206H177ZM182 205V204H181ZM193 205V204H192ZM197 205V204H196ZM224 205V204H223ZM237 205V204H236ZM87 206V205H86ZM124 206V205H123ZM130 206V205H129ZM138 206V205H137ZM141 206H142V204H141ZM160 206H162L163 207V204L162 205H160ZM233 206H234V204H233ZM93 208H94V206H92ZM97 207V206H96ZM103 207V206H102ZM131 207V206H130ZM129 207V208H130ZM133 207V206H132ZM147 207V206H146ZM154 207V206H153ZM156 207V206H155ZM159 207V206H158ZM180 207H183V208H188V207H184V206H180ZM192 207V206H191ZM190 207V208H191ZM198 207V206H197ZM199 207H200V205H199ZM203 207V206H202ZM205 207V206H204ZM224 207V208H223ZM235 207V206H234ZM104 208V207H103ZM134 208H135V206H134ZM137 208V207H136ZM176 209L178 208V206L177 207H175ZM193 208H196V206H194ZM221 208H223L224 210H225V206H222ZM87 209H88V207H87ZM95 209H97V208H95ZM99 209V208H98ZM97 209V210H98ZM168 209V208H167ZM167 209H164V210H167ZM192 209V208H191ZM200 209H203V208H201L200 207ZM208 209H209V207H208ZM234 209V208H233ZM101 210V209H100ZM108 210H110V209H108ZM133 210V209H132ZM136 210V209H135ZM139 210V209H138ZM156 210V209H155ZM173 210V209H172ZM179 210V209H178ZM197 210V209H196ZM219 210H221L220 208H219ZM223 210V211H224ZM227 210V209H226ZM89 211V210H88ZM131 211V210H130ZM160 211V210H159ZM159 211L157 212V213H159ZM168 211H170V209L168 210ZM181 211V210H180ZM189 211V210H188ZM187 211V212H188ZM228 211H229V209H228ZM111 212H113V211H111ZM137 212V211H136ZM156 212V211H155ZM171 212V211H170ZM170 212H168V213H170ZM231 212V211H230ZM234 211H232V213H233ZM85 213V212H84ZM89 213H92V212H89ZM103 214L105 213V212H102ZM133 213H134V211H133ZM139 213V212H138ZM154 213V212H153ZM156 213V214H157ZM167 213V214H168ZM176 213V212H175ZM178 214H179V211L177 212ZM125 214H126V212H125ZM127 214H128V212H127ZM140 214V213H139ZM138 214V215H139ZM143 214V213H142ZM164 214V213H163ZM163 214H162V216H163ZM222 214V213H221ZM92 215V214H91ZM100 215H101V213H100ZM108 215V214H107ZM120 215V214H119ZM122 215H124V213L122 214ZM121 215V216H122ZM141 215V214H140ZM147 215V214H146ZM153 215V214H152ZM151 215V213H150V216H152ZM159 215V214H158ZM170 215H171V213H170ZM173 215V214H172ZM228 216V214H225V217H227ZM89 216V215H88ZM95 216V215H94ZM105 216V215H104ZM103 216V217H104ZM111 216H113L112 214H111ZM110 215H109V217H111ZM117 216V215H116ZM131 216H133L132 214H131ZM130 216V217H131ZM156 216V215H155ZM168 217H169V215H167ZM173 216H177V215H173ZM263 216V215H262ZM97 217H99V214H98V216ZM97 217H95V218H97ZM119 217V216H118ZM123 217V216H122ZM126 217V216H125ZM125 217H123V218H125ZM130 217H129V219H130ZM139 217V216H138ZM144 218H145V216H143ZM142 217V218H143ZM149 217V216H148ZM180 217V216H179ZM189 217V216H188ZM217 217V216H216ZM220 217H221V215H220ZM90 218H92V216L90 217ZM147 218V217H146ZM155 218H157V220L160 218L161 219V221H160V223L162 222V221H164V219H166L167 217H163L164 219H162V217H160V216H158V217H155ZM154 218V219H155ZM170 218V217H169ZM174 218V220H175V218H177V217H173ZM219 218V217H218ZM128 219V220H129ZM140 219H141V217H140ZM194 219V218H193ZM91 220V219H90ZM93 220V219H92ZM151 220H153V219H151ZM150 220V221H151ZM157 220H155V221H157ZM116 221V220H115ZM141 221H143V220H141ZM150 221H148V222H150ZM154 221V220H153ZM170 221V223H173V222H171V220H169ZM172 221H173V219H172ZM177 221V220H176ZM184 221V220H183ZM193 221V220H192ZM225 221H227V220H225ZM119 222V221H118ZM124 222V221H123ZM144 222V221H143ZM177 222H179V220L177 221ZM228 222V221H227ZM100 223V222H99ZM102 223V222H101ZM108 223V222H107ZM115 223V222H114ZM120 223H122V222H120ZM129 223H130V221H129ZM136 223V222H135ZM138 223V222H137ZM136 223V224H137ZM141 223V222H140ZM166 223H168L167 222V220H166ZM182 223V222H181ZM188 223V225H189V221L187 222ZM196 223V222H195ZM195 223H191L190 222V224H194L195 225ZM199 223V222H198ZM105 224V223H104ZM112 225L113 223H110L109 222V225ZM118 225H117V227L119 228L120 226L122 227V224H120L119 225V223H117ZM124 224H125V222H124ZM123 224V226H124V228H121V229H125L126 228V224L124 225ZM146 224L148 225V223L146 222ZM146 224H143V225H146ZM169 224V223H168ZM178 224H180V223H177V225ZM186 224V223H185ZM185 224H180V226L182 225H185ZM200 224V223H199ZM227 224V223H226ZM106 226H107V230L108 231H110L109 229H108V225L107 224H105ZM104 225V226H105ZM113 225H116V223L115 224H113ZM173 225H176V223H174ZM176 225V226H177ZM102 226V225H101ZM140 226V225H139ZM138 226V227H139ZM149 226V225H148ZM198 226V225H197ZM203 226H205V225H203ZM1 227V226H0ZM112 227V226H111ZM117 227H116V229H117ZM128 227H130V226H128ZM127 227V228H128ZM143 227V226H142ZM145 227V226H144ZM227 227V226H226ZM113 228H115V227H113ZM131 229H132V231L135 229L134 228V223H133V225H131V227H130ZM147 228V227H146ZM146 228H145V230H146ZM151 228H152V230L154 229V230H157V231H161V233L164 231L163 229H164V227L161 225V224H158V225H153V226H151ZM198 228H200V227H198ZM203 227H201V229H202ZM98 229V228H97ZM111 229V228H110ZM149 229V228H148ZM175 228H173V229H169V228H165V234H167V232H176V230H174ZM186 229V228H185ZM206 229H208V228H206ZM206 229H204V230H206ZM10 230V229H9ZM101 230V229H100ZM120 230V229H119ZM139 230V229H138ZM195 230H196V228H195ZM209 230V229H208ZM212 230V229H211ZM113 231H115V230H113ZM125 230H122V232H124ZM135 231H136V229H135ZM142 232H143V230H141ZM179 231V234H177V239L179 240V242L178 243H180V242H182V243H184L186 246H189L190 244H194V247H195V244H198L199 245V243H201L202 242V239L203 240H205L204 239V236L202 235L203 233H197V234H194L193 233V231H185V230H183V229H180V230H178ZM198 231V230H197ZM112 232V231H111ZM142 232H141V234H142ZM146 232V231H145ZM150 232H152V231H150ZM154 232V231H153ZM156 232V231H155ZM171 232V233H172ZM199 232V231H198ZM225 232V231H224ZM227 232V231H226ZM114 233V232H113ZM117 232H115V234H116ZM125 233V232H124ZM126 233H128V232H126ZM130 233V232H129ZM132 233V232H131ZM139 233H140V231H139ZM147 233V232H146ZM157 233V232H156ZM207 233V232H206ZM108 234V233H107ZM119 234V233H118ZM120 234H121V232H120ZM145 234V233H144ZM148 234H149V232H148ZM176 234V233H175ZM205 234V233H204ZM225 234V233H224ZM138 235V234H137ZM140 235V234H139ZM138 235V236H139ZM147 235V234H146ZM151 235H154L153 233H151ZM216 235V234H215ZM222 235V234H221ZM220 235V236H221ZM15 236V235H14ZM109 236V235H108ZM141 236V235H140ZM143 236V235H142ZM213 236H214V234H213ZM220 236H219V238H220ZM119 237V236H118ZM126 237L128 238L129 237V235H126ZM125 237V238H126ZM131 237V236H130ZM136 237V235L134 236V238ZM143 237H146V236H143ZM156 237V236H155ZM214 237H217V236H214ZM5 238V237H4ZM4 238H1L0 237V239H4ZM16 238V237H15ZM109 238V237H108ZM113 238V237H112ZM125 238H123V239H125ZM126 238V239H127ZM133 238V239H134ZM139 238V237H138ZM147 238H148V236H147ZM151 238V237H150ZM164 238V237H163ZM167 238H169V237H167ZM205 238H206V236H205ZM209 238H211V237H209ZM115 239V238H114ZM119 239V238H118ZM131 239V238H130ZM132 239V240H133ZM137 239V238H136ZM146 239V238H145ZM152 239V238H151ZM176 239V238H175ZM176 239V240H177ZM212 239H213V237H212ZM131 240V241H132ZM146 240H148V239H146ZM145 240V241H146ZM173 240V239H172ZM218 240V239H217ZM163 241V240H162ZM207 241V240H206ZM209 241V240H208ZM216 241V240H215ZM220 241V240H219ZM224 241V240H223ZM5 242V241H4ZM112 242V241H111ZM126 242H128V241H126ZM148 242V241H147ZM147 242H145V243H147ZM165 242V241H164ZM166 242H167V240H166ZM169 243H170V240L168 241ZM176 242V243H177ZM211 242V241H210ZM113 243V248L115 247V242H112ZM111 243V244H112ZM129 243H131L130 241H129ZM144 243V242H143ZM150 243L152 244V242L150 241ZM158 243L159 244H161L159 241H158ZM158 243H155V244H158ZM171 243H172V241H171ZM178 243H177V245H178ZM214 243V242H213ZM219 243V242H218ZM118 244H122V243H118ZM118 244H117V246H118ZM125 244V243H124ZM148 244H149V242H148ZM146 245V246H149V245ZM150 244V245H151ZM162 244H163V242H162ZM166 244V243H165ZM222 244V243H221ZM135 245V244H134ZM137 245V244H136ZM140 245H142V243H140L139 245H138V247L137 248H139V246ZM168 245H170V244H168ZM173 245V244H172ZM198 245H197V247H198ZM202 245V244H201ZM200 245V246H201ZM121 246H123V245H121ZM124 246H126L127 247V244L126 245H124ZM133 246V245H132ZM157 246V245H156ZM161 246H163V245H160V247ZM165 246V245H164ZM163 246V247H164ZM171 246V245H170ZM174 246V245H173ZM212 246V245H211ZM211 246H210V248H211ZM159 247V246H158ZM166 247H169V246H166ZM166 247H164V248H166ZM175 247V246H174ZM174 247H172L170 250H169V252L174 248ZM109 248H110V246H109ZM130 248V247H129ZM133 248H134V246H133ZM141 248H143V246L141 247ZM140 248V249H141ZM144 248H145V245H144ZM176 248V247H175ZM179 248H181L180 247V245H179ZM10 249V248H9ZM151 250L152 248L150 247V248H148V250ZM154 249V251H155V248H153ZM182 249V248H181ZM183 249H184V247H183ZM188 249V248H187ZM192 249V248H191ZM195 249H198V248H196L195 247ZM6 250V249H5ZM111 250H112V248L110 249V252H111ZM144 250V249H143ZM146 250H147V248H146ZM164 250H166V249H164ZM175 250V251H174ZM200 250V249H199ZM199 250H197V251H199ZM7 251V250H6ZM107 252H108V250H106ZM159 251V250H158ZM173 251L174 252H176V249H173ZM188 251V250H187ZM187 251H185V252H187ZM219 251V250H218ZM150 252V251H149ZM166 252V251H165ZM109 253V252H108ZM114 253V252H113ZM125 253V252H124ZM160 253H161V251H160ZM163 253V252H162ZM161 253V254H162ZM183 253V252H182ZM182 253H181V255H182ZM188 253H190V252H188ZM194 253H198V252H193V254L192 255H194ZM200 253V252H199ZM3 254V253H2ZM110 254V253H109ZM179 254V253H178ZM187 254V253H186ZM219 254V253H218ZM224 254V253H223ZM222 254V255H223ZM111 255V254H110ZM166 255H167V253H166ZM170 255V254H169ZM185 255V254H184ZM191 255V254H190ZM190 255H189V257H190ZM199 255V254H198ZM1 256V255H0ZM183 256V255H182ZM182 256L180 257L181 259V261H184V260H182ZM194 256H197V255H194ZM193 256V257H194ZM211 256V255H210ZM226 256V255H225ZM171 257V255L169 256V258ZM178 256L177 255H173L171 258L173 259V260H175L176 258H177ZM187 257V256H186ZM192 257V258H193ZM204 257V256H203ZM214 257V256H213ZM218 257V256H217ZM216 257V258H217ZM110 258H111V256H110ZM115 258V257H114ZM147 258H149V257H147ZM162 258V257H161ZM167 258V257H166ZM170 258V259H171ZM188 258V257H187ZM209 258V257H208ZM215 258V259H216ZM52 259V258H51ZM143 259V258H142ZM146 259V258H145ZM150 259V258H149ZM165 259V258H164ZM195 259H197V257L195 258ZM195 259H193V260H195ZM199 259V258H198ZM197 259V260H198ZM205 259V258H204ZM204 259H203V261H204ZM210 259H212V257L210 258ZM113 260V259H112ZM148 260V259H147ZM177 260V259H176ZM179 260V259H178ZM179 260V261H180ZM228 260V259H227ZM236 260H239V259H236ZM139 261V260H138ZM144 261V260H143ZM169 261V260H168ZM190 261V260H189ZM189 261H188V263H189ZM208 261H210V260H208ZM208 261H205V262H208ZM11 262V261H10ZM115 262H116V260H115ZM123 262L124 263H121V264H132L131 262H133V260L127 255V254H125V255H123ZM159 262V261H158ZM172 262V261H171ZM177 262V261H176ZM195 263H196V261H194ZM199 262H201L202 263V261H198V263ZM120 262H118L117 261V264H119ZM137 263V262H136ZM194 263V264H195ZM237 263H239V262H237ZM41 264V263H40ZM107 264V263H106ZM151 264V263H150ZM155 264V263H154ZM158 264V263H157ZM161 264V263H160ZM173 264V263H172ZM179 264V263H178ZM182 264V263H181ZM206 264V263H205ZM225 264H226V262H225ZM232 264V263H231ZM234 264V263H233Z\"/></svg>", "mask_w": 264, "mask_h": 264}]
</instances>
